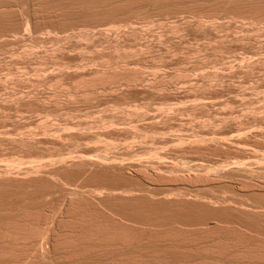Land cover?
<instances>
[{
	"label": "bare ground",
	"instance_id": "6f19581e",
	"mask_svg": "<svg viewBox=\"0 0 264 264\" xmlns=\"http://www.w3.org/2000/svg\"><path fill=\"white\" fill-rule=\"evenodd\" d=\"M15 1L16 3H18V5L16 3L15 4L17 5V7L19 6L17 8L19 10L23 8L22 6L20 8V5L22 3H26V5H28V3L29 4L33 3L31 6L28 5V7H30V8L27 7L28 10L26 9V6L22 4L25 7L23 8L25 10V13L26 11L28 12L29 9H30V12L27 15H25V13L22 15L23 17L24 16L26 17L24 18L20 17L21 20L22 19L23 20L22 22L20 21L21 23L19 22V25H17L19 29L12 28L13 31L15 30L14 33L17 32L20 34V32L24 31V34L26 36L31 35L30 31H32L33 29L29 30V28H31L30 27L31 25H29V22L31 21V18L33 16H34L33 18H35V15H40L37 12H40V13L44 12L43 14H48L46 12H49V13H54L55 14L54 16H58L57 14L60 12L65 13L66 11H68L69 13L71 11L70 13H76V12L80 13L81 10L84 11V9H87L88 13H90L91 11L95 12L93 11L94 9L96 11H100V9L104 8V10H106L107 7L112 8L113 6V9L115 8L117 10L118 8L116 7H121L120 12L122 14L126 13L125 10H127V8H128V12H129V8H131L130 14H128L127 12L126 14H128V16L126 15L125 16L134 18V16L136 15L134 19H139L137 18V14L135 15L132 14L133 16L131 15V11L132 10L135 11L134 8L137 9V7H140V8L145 7L146 9L147 6L155 7L158 3L168 2V1L170 2L169 5H171V2H174V1L175 2L179 1L180 3H178V5L179 4L183 5V3L185 2V6H188V4L186 3L197 4L198 2V3H203V5H206L207 3L209 4L214 3L215 7H211V9L219 6L217 8V9L221 8L220 9L221 12L219 13H221L222 15L223 14L222 10L226 13V14L224 13L222 17L223 16L225 17L227 15V19L228 17L234 18L235 21L237 19H240V20H243V22L247 21L248 24L250 23V25L245 26L243 24V26H245L246 28L240 26V28L238 27V30H236L235 32L232 31V34L231 33L227 34L229 33L231 29L230 30L227 29L228 32L224 33V31L226 32V30L223 31V29L227 28V25L229 23L226 24L227 22L226 23L224 22L226 26L224 25L223 21L219 24H216L215 19H216V16L220 18L219 13L218 15L216 14V16L214 13H213L214 16L211 15L212 12L210 13L207 8H209V10L211 9L210 7H207V6H206L207 8L205 9L207 10L206 11L207 13L202 14L201 12H199V8L197 7L195 8V12H192L191 11L192 8H190L191 4H189L190 7L188 6L189 8L188 7L187 8L190 10L189 12H192V13L188 12V15L186 16L191 17V18L179 17L178 15L179 20L176 19L177 22L175 21L172 25H169V26L166 23L167 25L166 27L168 28V30H166L167 29L166 27H165L166 29L165 28L164 29H165V33L166 31L168 32L166 33L168 35H165V33L162 31L163 34L159 33L161 36L158 34L159 35L158 39H156L157 37L154 38L155 42L158 41L160 37H161L160 40H162L163 35L167 36L165 42H170L171 40H174V39L178 40V42H176L177 40H174L176 43L174 42L173 45H172L173 42L171 41V43H169V46L165 47V49L163 47V50H164L163 52H165L166 54H164L163 52H161L162 50H160L161 55L164 54L165 57L166 55L168 57L167 53L173 56L175 53H178L180 50L181 51L178 53L179 55L180 53H185V51H187L184 55L183 54L180 55L181 57H183L182 60L184 59L183 60L184 62L185 61L184 56H187V55L189 56V54L190 53L192 54V52L194 53L192 54L193 58L197 57L195 56L197 55L196 53L198 54L201 53V55L203 54L204 57L201 55H198V56L204 58L202 59L204 63L201 61V58L198 57L201 62L199 61V59H197L198 62L195 63L197 60H195L196 58H194L193 60V62L195 61L194 64L193 63H191L192 65L189 64L190 67L192 66L191 67L192 71L190 70L191 74L192 72L197 73L198 70L197 71L195 70L198 68L201 69V66L203 64L207 65L208 60H206V63H205V58L209 59L210 67L213 68V66L211 65H215L214 66L215 68L217 67L216 64L218 65V64H221L222 62H225L224 60L226 56L230 58V56L232 55H233L232 58L235 61L234 62L235 65L237 62V65L234 66L233 68L237 70L236 71L237 73L242 71L245 74L246 72L247 74L248 73L251 74L253 69L254 70L264 69V42L260 41L261 37H263V39L261 40H264V28L260 27L262 25L264 26V0H65V1H62V0H30V2L32 3H30L29 1L27 3L25 0H0V19L3 18L5 20L6 18H8L9 14H11V12L12 13L13 11L15 13L17 12L15 11L16 7L14 6ZM19 1L20 2L25 1V2H22L19 5ZM176 4L177 3H175V5ZM180 6L178 8H180ZM13 7H15V10L13 9ZM173 7H174V3H173ZM193 7H195V5H193ZM203 7L205 8V6ZM77 8L78 9L84 8V9H81L80 11L75 10ZM123 8H126V9L124 10ZM140 8H138L139 11L141 10ZM158 8L161 11L159 5L156 10H158ZM187 8H186V13L188 11ZM23 9L21 10V12L18 10V12L22 14V11H24ZM113 9H109L110 11L109 12L107 11V13H111V14L113 12L116 13L117 10L115 11ZM180 9H178L179 14L185 11L183 10L181 12ZM196 9H198L197 12L199 13H196ZM73 10H75L76 12H73ZM201 10L204 11L203 8ZM164 11L165 10H163V12ZM134 13H140V12L135 11ZM141 13L140 15L139 14L138 15L141 16L142 15ZM145 13H147L149 17L148 10ZM61 14H59V17H61ZM150 14L152 15L153 13H150ZM184 14L185 13L180 14V16H183ZM112 15L113 16L115 15L114 18L115 17L118 18V16H121V14L118 15L117 13L112 14ZM125 16L122 15L121 18L119 17L120 20H122V22H119L118 21L119 18H118L116 20V24L112 23L113 25L111 24V26L109 24V27L107 30L110 31V29L114 28L115 32L118 31L117 33H115L113 29L111 30V32L112 31L114 32V35H113L114 38H110L112 39V42L109 44L106 43V42H109L108 39H109V35L111 34L108 35V39H106L107 36L106 37L104 36V40L106 39L107 41L103 40V46L107 44V47L105 46L104 51H103V48L101 47L102 52L100 53L95 51L96 54L98 53L97 55L94 54L93 51H92L93 53L88 52L89 55L93 54V56L90 55V57L88 54H87L88 57H86L87 55L85 51H89V49L93 50L91 49L92 46L90 45L88 47V50L84 51L83 49L84 48L87 49L86 48V46H88L86 45L87 43L92 44V38L95 39L94 34L97 33V36L99 34L102 35V32H104V29L101 31V29L98 28V30H100L101 33H99V31L96 30L97 32L91 34V32L94 30L93 28H95L96 26L93 27L92 30L91 29L87 30L86 28L85 31L87 32H85L84 30L81 32H76L75 28H73L72 26V28L76 32V35H75V32L73 33L75 36H77L76 38L75 37L74 38L75 39L78 38L79 40L81 39V41L84 42V44H82L83 42L81 43L82 45L79 44L81 41H78V39L74 40L73 37L70 38L71 36H73V35L70 36L71 33L65 36H62L64 38H61V37L58 38L60 35H58L59 31L57 30L58 31L56 34L57 36L53 35L51 36L52 38H50V36L47 37L48 40L51 41L50 45L54 43L53 47H51L50 45L47 46L46 44H44V41L47 40V38L46 39L42 38V36L39 35L40 34L39 32L37 33L39 36H35V37L28 36L27 40H24V39L18 40V37L24 38V36L22 35L17 36L16 34L12 32L10 28L7 29L8 28L7 25L9 27H12L7 23L8 20L7 21L5 20L6 22V24L4 25L5 27L2 26L3 20L2 22L0 20V22L2 23V24L0 23V31L2 32L4 30L6 31L11 30L10 33L12 32L15 35L14 36L11 33L13 37L12 38L10 37L9 39L8 37L12 36V35H9V32H6V31H4V33L2 32L4 36H6L5 35L6 33H8L9 35L8 37L7 36L4 37L0 32V55L2 56V54L4 55V53H6L5 56L3 57L6 58L10 56L15 61L16 60L21 61V65L25 64V66H22V67L24 68L26 67L27 69V70L25 69L23 70L21 67V69L24 72L22 70H20L19 72L18 65L20 64V62L18 61L14 62V64L18 66V67L15 66L14 68L13 63H12L13 61L11 59H10L11 61L8 60L10 57L8 59H5L6 63L4 64L3 62L5 61L0 60L1 61L0 62V66H1L0 76L2 77L3 74L6 72L5 76H3L2 78L0 77V264H116L117 262L119 264L120 262L122 263L125 262L124 264H128L130 262L129 264H132L131 260L133 263L136 261L135 264H138L139 262L140 263L143 262L144 264H149V263L152 264L153 263L152 261L155 262V260H156L155 262L156 264L158 263L160 264L168 263L169 264L171 261H173L174 264H178V263L179 264H189V262H191L190 260L194 259L195 257L194 253L195 252L197 253L198 250H201V251L198 252V255L196 254V257L202 255V253L200 252L203 251L204 256H200L197 258L202 257L204 260L205 258H209L210 260H212V262H210L211 264L213 263V261H214L213 264L219 263V261H221V258H222V261H221L222 264H264V227H263L264 226V203L262 201L260 202V200L256 201L255 199L248 200L249 198L251 199V197L256 198V195L254 194H257V195L259 193H260L259 195H261V193L264 194V153L262 154V152H264L263 151L264 146L262 147L263 150L260 152L262 148H260L259 144L261 143H259V140H258L259 138L260 139L262 137L264 138V132H262L263 134L260 133L262 135L261 137L258 136L259 135L258 131L263 130L264 127L262 128L260 126L258 128L257 126V128H254L255 127V124H254V126L252 125L253 127L251 128L249 126L251 130H248L246 125L241 124L245 126L247 129L239 125L241 126L240 128L238 124L242 122L241 121L242 117L240 118L241 119L240 120L241 122H240L239 119H236V117L233 114H231L233 110L231 113L229 112L228 115L222 116L224 118L220 117L221 119H219V121L217 117L218 115L216 116L217 117L216 119L214 117L215 121L217 120L219 123L216 122V124L215 123L213 124L212 121H214V119L212 120V118H209L210 114L207 115V110L211 108V106L214 104V101H211V102L206 101V100L204 101V99H206L205 98L206 94L202 95V97L204 96V99L200 97V95L203 94L202 92L203 89L207 91V88L211 87L209 89H212L214 86H216L214 87L216 89L218 83L221 85V82L219 81L221 80L226 81L224 79L227 76L224 77L223 73L214 72L213 70V72H209L207 74L204 73L205 75L201 74L203 76H201L199 73L201 77L199 75H198L200 77L199 79H198V76L196 77L197 79H195L194 77L193 79L196 80L195 82L193 81L190 82L189 80L184 81L183 78L186 77L187 79V75H190V73L187 74L186 73L187 71H185L186 68L188 67L187 66L188 64L186 65L187 67L183 66L182 63L180 62L182 61L181 58L178 59L180 57L178 55L179 57H177V59L180 60L178 62L181 64H179V67H178V64H177L178 62L175 61L173 63L175 65L172 66L173 70L177 66L178 70H174V71H177L176 73H173L174 71L171 74L168 72H167L168 74L166 72H161V70L163 69V66L160 68L159 67L160 64L158 63L157 67H159L161 70L158 71V69H156L157 67L154 66L156 70L153 71L154 69H152V67L150 69L149 67V69L152 71H149V69L148 71L153 73L154 77L153 78H151L152 76L149 77L151 79L145 78L146 76L144 74V70H141L142 69L141 67H143L141 65H144L145 63L142 64L141 62H144V61L147 62V59H149L148 57L149 56L151 57L153 54L160 55V52L158 49L159 44H157L158 45L157 47L158 50L156 49L157 51L155 50L153 51L152 50L153 48L151 49L153 52H156L152 54V52L150 51V45L152 43L150 41L151 38H149L145 34V36L147 37L146 39L148 40L149 38V40L148 41L144 40L145 37L143 36V33L141 31L144 28L141 29L140 27V29L138 28L139 30L136 29V26L134 27L135 25L134 19L133 20L130 18L126 19ZM163 16H166V15H163ZM114 18H112L110 22H115ZM123 18H125L126 20L124 21ZM144 18L142 19L144 20ZM146 18H145V21H148L149 18L151 19L149 20L152 21L153 17H149L148 19ZM39 19H42V18H39ZM81 20L84 21V19H81ZM143 20L141 21L142 25L147 23V22L144 23ZM131 22L132 23L134 22L133 23L134 25ZM70 23L68 24L69 26H70ZM153 24L150 23V27ZM163 24L165 25V23ZM79 25L81 24L79 23ZM1 26L4 27L2 28L3 30H1ZM69 26L66 29L69 28L70 30L71 26L70 27ZM230 26H228V28ZM49 27H48V30L46 27L47 33L49 32ZM56 28L58 29V27ZM76 28L78 29V26ZM230 28H232V30L236 29V27H234L235 29H233V27H230ZM17 29L19 31L21 29V31L18 32L16 31ZM146 29L148 30V27ZM151 29L153 30V28ZM155 29L156 27L154 28V30ZM53 30L54 29L51 30L52 33L53 32L55 33V31ZM187 30L189 31L188 33H191L192 32L191 30H194V31L201 30L198 32V34L202 32V30L204 31L202 34L200 33L199 35L196 33L197 31L195 32L196 34L193 31L192 34L189 36L188 34H186ZM26 31L28 34L25 33ZM89 31L90 33H88ZM209 31L213 32L212 35L209 34L210 33ZM221 31H223L224 35H222L223 33H221ZM157 32H161V31H159L158 29ZM107 33L109 32L107 31ZM148 34L150 33L148 32ZM194 34L196 35L194 38H197L198 36H200V38L198 37L197 40L200 41L199 39H202L201 41L204 42V39H205L206 43H204L203 45V42L202 43L200 42L202 44L200 46L198 42L199 44L198 46L197 42H193V44L195 43L197 47L191 44V46L193 45L192 46L193 49L192 48L190 49V45H189V49H188L189 51H188L186 49L187 44L188 42L192 43V41L190 40L193 38V37L191 38V36L192 35L194 36ZM68 35L70 37L67 38ZM184 36L185 37L189 36L190 39L188 37L186 41L185 40L186 38L183 39ZM202 36L203 38H201ZM154 37H155V34H154ZM70 39H71L70 41L71 43H73L74 41L76 42L78 41V43L74 42L73 44H71L68 41ZM72 40L74 41L72 42ZM99 40L97 41L101 43L102 42L101 39ZM23 41H27V42L29 41V42L28 43L25 42L23 43L25 45H23L21 44ZM183 41L184 43L185 42L187 43L182 44ZM48 42L45 41V43H48ZM162 42H164V39L162 40ZM252 42L254 44L255 43L258 44V45L255 44L256 46L254 45V49L256 48L258 50V51L254 50V54H255V51L256 53L257 52L260 53L259 58H257L258 56H256V58L254 57L253 59L251 58L252 57L251 56L250 57L251 59H249L247 57L245 58L244 57L245 55H244L241 57H237L239 60L235 58L236 60H238L236 61L234 59L235 53L233 54L232 52L237 50L236 47L239 46L237 44H240L239 48L241 50V49H244V48H241L242 45L243 47L245 45V48H247L246 44L248 45V43L251 44ZM98 43L96 44L93 42V44L97 46H94L93 44L92 45L94 46L95 50L98 47L97 50L101 51L99 47L100 45L102 46V44L99 43V46H98ZM229 43L231 44L229 45ZM20 44L23 47L21 49L20 48L18 49L20 51H17V49L16 50L13 49V46H15L14 48H18L19 47L18 45ZM26 44H28L27 45L28 48L26 47ZM232 44H234V47L236 49H233L234 47ZM44 45L46 46L44 47ZM83 45H85V47H82ZM180 45H185L186 48L184 46L182 48L180 47ZM41 46L42 48L43 47L44 48L42 49ZM153 46H155V44H153ZM38 48H41V51H37L39 50ZM47 48H51V49H47ZM76 48L77 50L78 48L82 49L81 50L82 52L79 50L74 51V49ZM182 49H184V52H182ZM71 50L73 51L70 52ZM67 51H69L72 54L75 52H78V53L81 52L82 54L79 53L78 55L80 56L82 55V56L78 57V59L80 58V60L76 59L75 61L74 56H73L74 60H72V58H70L72 55ZM146 52L147 53L149 52L148 53L149 56L147 55ZM226 52L227 53L229 52V54L232 53V55H229V54L226 55L227 54ZM65 53H67L68 56ZM83 53L86 56H83ZM144 53H146L145 55L148 57L146 58L145 56L146 59L144 58L145 60L142 61ZM224 53H225V56H224ZM64 54H65L66 59L69 57V54H70L71 56L69 57V60H72V61L66 60L64 58ZM191 54L189 57L187 56L186 58L190 59L192 57ZM159 55L157 56L159 57V59L154 58V61L155 59L157 60L155 61L156 63L155 65H157L158 60L160 62V60L163 61L162 59H166V58H162L164 56L160 55L161 56L160 57ZM3 57H0V58L2 59ZM25 57L28 58L26 59V61H29L30 59L38 60V63H37L38 65H36L37 67H35V65L34 66L32 65L37 61L31 64L30 62L31 60H30L29 61L30 63L24 62V64H22V61H23L22 58H25ZM150 59H153V58H150ZM7 60L11 62L12 64L9 62L7 63ZM52 61L55 64L51 63ZM73 61H75V64L72 63ZM154 61L151 60L149 62H153L154 64ZM189 61H192V60H189ZM48 62L50 63L51 66L54 64L52 67L56 70L58 69V72L56 70L55 72L54 69L50 68L49 66V68L52 69V73H51V70H49V68L46 66V65H49L47 64ZM147 63L145 64L146 66L147 65L150 66L152 64V63L151 64H147ZM226 63L227 65H229V69L233 67V64L231 66V61H229L230 64H228V62ZM29 64H31V67H28ZM184 64H186V61L184 62ZM166 65L167 64H165V66ZM190 67L187 68L188 72H190L189 71ZM194 68L196 69L193 70ZM4 69H6L5 72H4ZM14 69H16L17 71ZM44 69H47L50 72V74L46 75L48 74V71L46 73ZM208 69L207 71H209ZM29 70L33 73L29 74L31 73ZM145 70L147 71V69ZM26 71H29V72L26 73ZM202 71L203 70L201 69V72ZM17 72H19L20 75L17 74ZM21 72L24 74L26 73L25 78L18 77V75L24 76V74H22ZM155 72L156 73L158 72L157 73L158 76L154 75ZM228 73L230 74V72ZM27 74H29L28 75V77L30 76L29 78L28 77L26 78ZM33 74L36 75V78H35V75L31 77ZM174 76H176V79H175L176 81L178 80V78L183 80V81L182 80L179 81L180 83L189 81L190 86L188 85L189 86L188 88L186 87L187 83H185L184 87L182 86V89L186 88V91L185 89L182 91V89L173 85ZM262 76L264 77V75ZM10 77L11 79L13 78L14 79L10 80L9 79ZM2 79H4L5 82ZM8 80H10L9 81L10 86L8 84H7L8 86H6L5 84L7 83ZM176 81L174 83L175 85H176ZM27 83L30 84L33 88H31V86L29 85L31 89H28L29 87ZM231 83L233 82L231 81L230 84ZM23 85L27 89V91H24L26 89L22 90ZM40 86L41 87L48 86L49 89L46 87L44 88L48 90L53 89V91L52 93H50L51 91L49 92L48 90H46L47 93L48 92L50 93V95L48 94L47 96L45 95L46 92L43 91V89L41 88L42 90L41 92L42 94H41L39 93L41 90L36 89V88H40ZM224 86H225V83H224ZM20 87H22L21 90H19ZM50 87H52V89ZM6 88H7V92L5 91ZM9 88H11V90H8ZM219 89L220 88H217V90ZM224 89L227 90V88H224ZM2 90L5 91V93ZM138 90L139 91L142 90V92H146V91L153 92L152 94L153 95L155 94V97H154L155 100H157L156 96L157 97L161 96L163 99V96L161 95L162 93H164V98H165L166 97L165 93L166 92L169 93L170 91L172 93L171 95L172 97L173 95H175L173 94L174 92L177 93L175 95L176 97L177 96L182 97L183 95H185L186 92H189L190 98L192 97V99H194L195 102L192 103L191 102L192 100H190V102L193 104L192 105L191 103H189L188 99H187V102L182 101L186 104L188 103L187 104L188 108H187L184 103L179 104L182 106L180 107L178 106V104H176L177 102L171 99L172 101H171L170 107H173V108H170L168 107L170 105L169 101H166V102H169L168 104H166L165 102L163 103L161 98L160 99L158 98L159 100V102L157 101L158 103L153 100L154 103H157V105L161 104L162 105L161 107L151 102L153 98L151 97L152 96L151 94V96L149 95L151 100L149 97H148L149 99L147 98L148 100H150V102L146 103L147 99H145V103H146L145 104L143 101L139 102V100H136V98L135 99L133 98L134 101L133 99H131L133 94L131 93L132 96L130 97L131 95L130 92L137 91V95H138ZM192 90H193V95L191 96ZM178 91L180 92L182 91L181 93L183 95L181 96L178 95L179 94ZM195 91L197 92L199 91L202 93H200L199 95V93H196ZM104 92H105V95H107L108 97H110L108 93L111 94L112 96H114L115 94L117 99L119 97L120 100H117L119 103H115L116 105L113 103V105L116 106L115 110H119L117 108L121 107L120 103L122 102L123 103L125 102V105L122 103L123 104L122 106L125 107L126 102H128L127 99L129 97L131 100L130 99L128 100H130L131 103L132 102L134 103V104L132 103L133 106L135 105L137 101L139 102V106L142 104V102L144 104L143 106L141 105L142 106V109H141V106L140 107L134 106L135 108L134 107L131 108L132 105H130V103L129 104L127 103V106L125 107V109L120 108L122 110L119 112L117 111L116 113H115V110L113 111V113L111 112L113 109L112 108L113 106L111 103H109L111 105L110 106L111 111L106 110V109H109V105L104 104V108L105 106L106 108L103 109L102 108L103 106H102L101 110L103 109L106 112L103 113L104 112L103 111L102 112L103 114H102L101 112H99L101 111L100 109L99 111H97L98 110L97 107L100 104L99 105L97 104L98 105L97 106L95 103L99 102V100H96V99H99L100 96L104 94ZM128 92L130 95L128 94ZM194 92L196 93L195 96L198 94L197 98H202L201 101L198 99L200 102L197 101L196 97L194 96ZM217 92L219 93V91ZM257 92L259 93V91ZM263 92L264 91H262V93ZM126 94L129 95L127 98H126ZM209 94L211 96L212 93H209ZM254 94L256 95L257 93L254 92ZM96 96H98L99 98ZM112 96L110 97V100ZM120 96L123 97V99ZM141 96L145 98V95H141ZM206 96L208 100L209 96L208 95ZM237 97H235V99ZM92 98H95V103L94 101H92L93 100ZM116 98H115V101L114 99L111 101L117 102ZM144 98L142 99L144 100ZM77 99H79V101L81 99L83 103L84 102L89 103L90 102L89 99H92L91 103L93 102L95 106L97 107L95 108V106L91 105L93 109H95L94 111H91L92 108L88 106L91 103H89L86 105V107L88 106L91 110L88 107H87L88 109L82 108L80 104H83V103L78 102ZM121 99H122V102H121ZM105 100H109V98ZM110 100L106 102H111ZM245 100H247V98ZM261 100H260V103H261ZM101 101L99 103H101ZM230 101L228 99L225 102H227V105H228ZM74 102H77V105L81 106L83 115L81 113L80 114L77 113L78 108L80 106L77 108L76 103L73 104ZM138 102L136 103V105H138ZM256 102L258 103V101ZM221 103H219L218 105H220ZM252 103L254 102L249 103V105L247 104L245 108L249 107L250 105L252 106L256 104V103L254 104ZM71 104L76 106L77 108L76 113H75V109H73L74 107ZM117 104L119 107L117 106ZM150 104H154L152 105L153 107H155L154 112L152 111L153 108L152 110L149 109V107L151 108V106H149ZM163 104L164 105L166 104L165 108L163 107ZM172 104H174V106ZM189 104H190V107L188 106ZM223 104H221L220 106L223 107ZM68 105L69 107L72 106L71 109L74 110V113H73L74 115L70 113L71 109L69 107H66ZM83 105H84L83 107H85V103ZM128 105L131 106L130 107L131 110L130 109L128 110L129 108ZM262 105L264 106V104ZM50 106H52V108H50ZM217 106L215 107L217 108ZM251 106L249 107L250 108L249 111L247 110V108L245 111H248L249 112L248 114H251L252 113L251 111H253V114L256 115L254 113L255 109L252 110ZM64 107H66L67 109ZM136 107H138V109ZM60 108L61 110H59ZM62 108L66 110H69V109L70 110L63 114L62 112H64V110ZM229 108H230V105H229ZM261 108L264 109L261 106L260 110L258 111H261L260 113H263L264 115V112H262ZM205 109L206 111H204ZM257 109H256V113H258ZM83 110H85V113L87 112L86 110H89L90 112H95V111L99 112L100 114L98 113V115L101 116L102 114L103 117L101 116L99 118L97 113L96 114L92 113L94 118L97 115L96 117L97 119L95 118L91 120L90 118L92 114L89 113L88 111L87 113L91 114V116L87 120V117L89 114L85 115L83 113L84 112ZM199 110L204 111V113L206 112L205 114L203 113L202 114L207 115L209 119H206L204 122L202 121L203 119L201 120L202 122L201 121L196 122L198 123L197 124L198 126H197L194 120L196 117H198L201 114H197L196 117L194 115H196L195 111L200 112ZM238 110L239 109L237 108V111ZM107 111H110L111 113ZM245 111L243 112L245 113ZM182 112L185 114H181ZM40 113L42 115L41 118H40V115L39 117H37L38 114ZM108 113H110V115H108ZM219 113L221 115V112ZM260 113L257 114L260 117H257L256 115L255 122L252 121V119H254L255 117L253 114H251V116H254V117L253 118L251 117L252 119L250 120L252 122H248V120L245 117L243 119L244 121L246 120L245 124L251 125L253 124V122L257 124V121L261 123L260 118L264 120V116L262 115L263 116L262 117ZM75 114L78 116H75ZM105 114L108 116L104 117ZM178 114L180 116H178ZM183 115L184 117L186 115V118H185L186 121L184 120L185 121L184 123L187 122L188 124V125L186 124L187 126L184 123H181L178 125L181 128H176L178 126L175 127L171 125L173 122L175 123L176 121L175 117L178 116L177 119L178 121H180L179 118L183 117ZM191 115H193L194 117ZM232 115L237 120L236 121L237 123L240 122L238 124L234 123L236 124V126L232 127V129H235V131L238 132V129L236 128H240L239 132L237 134L233 132L234 134H232L231 132L233 130L230 128L231 129V131L229 130L230 132L227 130H226L227 132L224 131L225 134L231 133L229 136L227 135L224 136L223 135L224 133L222 134L220 133L221 134L220 135L218 132L220 131L221 128H222L221 132H223V129L229 126L227 125L228 122H230V124L235 122L233 121L235 119H233V117H230ZM228 117H230V121ZM188 118L190 119V121H188L189 120ZM231 118L233 120H231ZM257 118H259V120H257ZM172 119H174L175 121L171 122ZM197 120L199 119L197 118ZM209 120H211V122ZM189 122L195 123L194 125L198 127L197 129L196 126H195L196 128L193 126L195 130L196 129L199 130L200 128V129H203V131L202 130H199L200 132H197V130L193 131L191 127L190 129L192 131L191 132L188 131L189 128L187 127H189L190 125H193V124L189 125ZM183 124L186 127V129L184 128L185 130L182 128ZM208 127H210V132L214 130L217 131L219 128L220 129L219 131H217V133L213 132L209 134V132H206L207 131L206 129ZM213 127L215 128L212 130ZM216 127L218 128L216 129ZM252 128H254V130ZM242 129H244V131ZM255 129H257V131ZM241 130L242 132L240 133ZM245 130L247 131V133L245 132ZM243 132L245 134H243ZM246 134L249 135L250 137L252 136L251 138H253V140L257 139L259 149H260V150L258 149L259 152L258 150L255 151L254 148L248 149V147L250 146L253 147V145L250 144V141H249L250 145L247 148L246 146H244L245 142L247 141V140L245 141L246 137H249V136H244ZM257 136L259 138H254ZM243 137L245 138L242 139ZM222 145L223 147L226 145L224 147V151L229 150V152H231V150L233 151L236 148L239 149V153H237L238 150H234L233 153H235V151H236L235 155L236 154L239 155L241 153L242 158H241V155L239 156L242 160L245 155L246 158L245 157L244 158L246 159V162H241V161L239 162L240 158L238 159V156H237L238 161L237 162L232 161V163L230 164V161H231L230 156H228L229 159L225 156L226 157L225 162L222 161V163H220L221 162L220 160V162L217 161L216 163L215 161H213L214 162L213 164L215 165H213L212 162H211L212 164L211 165V164H208L207 161H206L207 164H203L204 162L200 163V161L197 162L196 160H194L195 158L192 159L190 157L191 155L187 156L188 152H192L189 154H192L194 157L195 151H200V152H203V154L199 152L200 154H202L200 155V157L202 156L201 158H203L204 153H207L206 151L204 152L203 150L208 149L207 150L209 151L208 153L212 151L210 154H208L209 156L213 153V151L217 152L215 150L217 149L216 147L218 146L222 147ZM227 146H229V148L233 147L234 149L233 148L231 150L227 149L228 148ZM223 147H222V150H223ZM209 148L212 150H210ZM220 148L218 147V149ZM167 149L172 150L173 152L175 151L180 152V155L179 153L176 154V152H175V155H178V157L180 156L181 159L178 158L177 156L174 157L173 156L174 153L172 151L171 152L167 151ZM137 150H139L140 155L139 153L136 152ZM252 150L256 154L254 156L257 157L259 160H261L263 163L257 164L258 162L256 158L255 159L256 164H255V161L253 162L251 161L254 159H251L250 156H246V154L248 155V153L252 152ZM164 151L170 152L168 157H170V154L172 153L171 156H173L174 158L170 157V159L168 160L167 158H164L168 154V153L166 154ZM163 152L165 156L162 154ZM183 152L187 153V155L185 154L186 157L183 156L184 155ZM258 153H261L262 157L260 156V154L258 156L257 155ZM181 154L183 157L181 156ZM195 154L197 156L199 155L197 154V152ZM235 155L233 154L231 156L232 160L233 158L236 159ZM187 157L188 159L186 161L185 158ZM189 157L191 158V160H189ZM172 158L175 159V161ZM182 158L185 159V161H183ZM247 158L248 160L251 159L250 162L247 161ZM177 159L178 160L180 159L181 161H176ZM196 159H198V157ZM212 159L214 160L215 157ZM227 159L230 161H228ZM195 161L197 163H195ZM191 162L192 164L189 165ZM218 162L220 163V165H217L219 164ZM223 163L226 165H223ZM253 163L255 164L254 165L255 167L251 166ZM90 176H92V178L94 177L93 179H95L96 177V180L98 178L99 181L98 180L93 181V179H89ZM99 177L102 180H100ZM124 178L126 180L125 182L127 183L125 182L123 183L122 180ZM128 178H129V182L131 181V185L134 180L133 186H130L128 184V181H127ZM130 178H133V179H130ZM140 179L142 180L141 182L142 186H141V183H139ZM146 179L154 181L155 185L157 184L155 182H158L162 190H160L161 188L159 189L158 186L157 187L155 186L156 187L155 188V187H152L151 185L150 187L149 185H145L143 180H146ZM177 179H178V182H180L179 179H182L183 181H185L184 183H186L187 180L195 181V182L197 181V183H200L199 180L200 181L205 180L207 182L212 181V183L214 181L215 182L217 181L218 183L220 181L221 182L230 181L229 184H231V182L233 181L232 183L238 186L237 188L239 189L242 197L240 195L239 197H237L238 195L236 194L237 195L236 198H239L240 200L235 199V198L234 200V199H231L233 198V196L231 198L230 197L225 198V196L222 197L223 195L220 196L221 194L220 193L219 194L220 198L219 197L216 198L215 196L208 197L206 194V196L208 197L207 198L204 193H203L204 195L202 194L203 196H200L201 194L198 195L200 192L198 190L199 193L197 192L198 193L197 194L196 193L197 190L195 189V191H193L195 195L192 193L194 195V197L192 198L193 195L190 196L191 194L185 191L188 188H185V190L184 189L182 190L183 186L181 185L182 187L180 186L179 189L178 187H176L177 190L175 189L174 184L176 182L174 181ZM118 180L121 182L119 183ZM168 180L169 181L174 180L172 181L174 182L173 186H171V182H169ZM151 181H146V182L150 183ZM165 181L170 184L169 186L170 188L174 187V189L171 188V190H168V189L166 190L168 186L163 189V187L168 184ZM178 182L176 183L177 186H178ZM137 183L139 184L138 186L135 185ZM164 183L166 184L164 185ZM193 183L194 182H190L189 184H193ZM231 186L233 188V185ZM208 187H206V189ZM212 188H215V187H212ZM191 191L192 189L189 192ZM245 192L247 193V195L253 194L255 197L253 195H251V197H247ZM212 194L215 195L216 193H214L213 191ZM243 194H245L246 196H244ZM187 196L190 198H188ZM240 197L243 199L241 200ZM245 197L248 199L244 200ZM189 205L190 206L192 205V207H189ZM194 206L196 208L198 206L201 208H204L205 210H207L206 212L209 211L208 216L212 215V213H215L218 217L219 213L222 211H223L222 213L228 212L227 215L233 212L234 213V214L232 213L233 217L231 215L232 218L231 217L230 218L233 219L235 215V219H233V221L231 219L229 220H231L232 222L235 221V223H232L231 221L229 222L228 220L227 222L225 221L223 222V220L221 221L219 218L216 217L215 214L213 215L216 217V219H214L213 217L214 220H212V222H206V221L197 222L198 219L194 220V218H192L194 220L193 222H191L192 219L191 221H188L190 218V217L187 218L189 213L187 214L183 211L185 213V216H184V214L181 213L182 211H180L179 209L184 208L186 210V207H187V210H191L193 209ZM188 207L191 209H188ZM176 208H179V209H176ZM201 208H197V209L199 210ZM207 208H210V210ZM218 210H220V212ZM201 212L202 210L200 211V213ZM225 213L224 215H226ZM227 215L226 217L228 218ZM236 216L237 218H240L243 223H240L241 221L237 222ZM191 217L193 216L191 215ZM202 219L201 221H203ZM190 251L192 252L190 253ZM142 257L143 258L148 257L152 259H148V261H145L144 260L145 258L140 259ZM202 258L197 259L198 260L197 262L199 263L200 262L199 260H202ZM144 261L147 263H145ZM193 261L195 262V260ZM202 262L203 261H201L200 264H207L208 259H206V261H204L203 263ZM170 264H172V262Z\"/></svg>",
	"mask_w": 264,
	"mask_h": 264
},
{
	"label": "rangeland",
	"instance_id": "374dc122",
	"mask_svg": "<svg viewBox=\"0 0 264 264\" xmlns=\"http://www.w3.org/2000/svg\"><path fill=\"white\" fill-rule=\"evenodd\" d=\"M25 1H26L27 3H28V1L30 2V0H25ZM25 1H21V2L19 1V5H20V3L25 2ZM62 1H65V0H62ZM17 2H18V1H17ZM168 2H169V1H168ZM168 2H161V3H163V4L158 3L155 7H154V6H147L146 9H145V7H142V8L137 7V9L134 8V7H132V8H134L135 11H138V12H140V13L142 12V13H141L142 15L139 16L140 13H134L135 11H133V10H132L133 12L131 11V15H132V14H133V15L137 14V18H139V19H134V18L136 17V15L134 16V18H133V17H126V16H128V14H130V10H131V8H129V12H128V8H127V10H125L126 8H123V9L126 11V13L128 12V14H126V13H125V14H122V13L120 12V8H121V7H116V6H114V7L118 8V10L115 9V8L113 9V6H112V8H108V7H107L108 10H107V9L104 10V8H103V9L98 8V9H100V11H96L95 9H94V10L92 9V10L95 11V12H92V11L90 10V11H91L90 13H88L87 9L81 8V9H84V11H86V12H84V11H82L80 8H79V9L77 8V9H75V10H79V11L81 10L82 12L80 11V13H79V12H76L75 10H73V12H76V13H70L71 11L68 13V11H66L67 14H66V12H65V13L60 12V13L57 14L58 16H54V15H55L54 13H49V12H46V13H48L49 15H48V14H43L44 12H43V13L37 12V13H39L40 15H35V14H34V15H35V18H33V17H34L33 15H32L33 17L31 16L32 18H31V21L29 22V25H31V26H30L31 28H29V30H31V29H33V30L30 31V32H31V35H28V36H29V37H35V36H39V35H40V36H42V38L46 39V38L49 37V36H50V38H52L51 36H53V35H54V36H57L56 34H57V32L59 31V32H58V35H60V36H59L58 38H60V37H61V38H64V37H62V36H65V35L70 34V33H71L70 36H71V35H73V36L70 37V36L68 35L67 38H68V37H70V38H72V37L74 38V37H75V38H76V37H77V36H75V35H76V32H81V31H83V30L85 31L86 28H87V30H88V29H89V30H90V29L92 30V28L96 26L95 28H93L94 30L91 32V34L97 32V31H99V33H101L100 30H98V28L101 29V31L104 29V32H105V33L102 32V35L98 33L100 36H99V35L97 36V33H96V34H94L95 37L93 36L95 39L92 38V44H93V42L97 44V43L100 41L99 39H101L102 42H101V43L99 42L100 44H102V46L100 45V47H99V49H101V51H100V50H97L98 47H97L96 50L94 49V46H97V45H94V44H93V45H94V46H93L92 44H88V43H87V44L85 43L86 45H88V46H86L87 49H85V48L83 49L84 51H85V50H88V47L91 45L92 48H91V47H90V48L93 49V50H90V49H89V51H85V52H86V55L88 54V52H89V53H90V52H91V53L94 52V54H96L95 51L100 53V52H102V48H103V51H104L105 46L107 47V44H109V43L112 42V39H110V38H114V37H113L114 32H115V31H114V28H112L113 31H114V32L112 31L113 33L111 32L112 29H110V31L107 30L108 27H109V24H110V26H111L112 23H113V24H116V20H117L119 17L121 18L122 15H123V16L126 15V16H125L126 19H129V18L132 19V20L134 19L135 25L133 24L134 22H133V23L131 22V23L134 25V27L136 26V29H138V28L140 29V27H141V29L144 28L143 30H141L142 33H143V36L145 37L144 40H147V39H146L147 37L145 36V34H146L149 38H151L150 41H151L152 43H151V45H150V51L152 52V54H153V53H156V52H153V51H154V50L157 51L158 49H159V52H160V50H162L161 52H163V51H164V50H163V47H164V49H165V47L169 46V43H171V41L173 42V43H172V45H173L174 42H175L174 40H177V39H174V40H171V41L169 40L170 42H165L166 37H167V36H165V35H168V34H166V33H168L167 31H166V33H165V29L167 28V27H166L167 25H168V26H169V25H172L175 21L177 22V20H179V19H178V15H179V17L191 18V17H187V16H186V15H188V12L190 11V10L188 9L190 6H191L190 8H192V9H191L192 12H195V8L197 7V8H199V12H201L202 14H203V13H207V12H206L207 10H205L207 7H210V9H211V7H215V6H214V3H211V4H209V3H207V4L204 3V4H206V5H203V3H198V2H197V4L192 3L193 5H195V7H193V5H192L191 3H186V4H188V6H189V4H191V5L188 7V6H185V2L183 3L184 6H183L182 4H179V5H178V3H180L179 1H178V2H175V1H174V2H171V5H169L170 2H169V3H168ZM15 3H16V1L14 2V6L16 7V10H15V7H13V9H14L15 11L18 12L19 9H17V8H18L19 6L17 7L18 3H16L17 5H16ZM30 3H32V2H30ZM173 3H174V7H175L176 9L173 7ZM175 3H177V4L175 5ZM22 4H24V6H26V9H27L28 5L31 6L33 3H32V4H29V3H28V5H26V3H22ZM22 4L20 5V8H21V6H22L23 8H25ZM34 4H35V3H34ZM160 4H161V5H160ZM198 4H199V5H198ZM158 5H159L161 11L159 10V8H158V10H156L157 7H158ZM177 5H178V6H177ZM180 5H181V6H180ZM196 5H197V6H196ZM201 5H202V7H201ZM34 6H35V5H34ZM179 6H180V8H182V9L178 8ZM182 6H183V7H182ZM198 6H200L201 8L198 7ZM203 6H205V8H204ZM206 6H207V7H206ZM151 7H152V8H151ZM161 7H162V8H161ZM184 7H185V8H184ZM187 7H188V8H187ZM218 7H219V6H218ZM218 7H216V8H212L211 10H209V8H207V9H208V11H209L210 13L212 12L211 15L214 16V14H215V16H216V14L218 15V13L221 12V10H220L221 8H220V9H217ZM23 8H22V9H23ZM28 8H30V7H28ZM105 8H106V7H105ZM138 8H140L141 10L139 11ZM153 8H154V9H153ZM186 8H187V10H188L187 13H186ZM202 8L204 9V11L201 10ZM22 9H20L19 11L21 12ZM109 9H113V10H115V11L117 10L116 13H117L118 15L121 14V16H118V15H117L118 18H117V17L114 18L115 15L113 16L112 14H116V13H114V12H113L112 14H111V13H107V11H108V12L110 11ZM142 9H143V10H142ZM178 9H180L181 12H182L183 10H185V11H183V13H185V14H184L185 16H184V15H183V16H180V14H183V13H180V14H179V10H178ZM215 9H217V10H215ZM23 10H24V9H23ZM27 10H28V9H27ZM102 10H103L104 12H103ZM121 10H122V9H121ZM147 10H148V13H149V17H153V18H152V21H153V22L150 21L151 19L148 17L147 13H145V12H147ZM163 10H165V11L163 12ZM177 10H178V11H177ZM218 10H219V11H218ZM150 11H152V12H150ZM166 11H167V12H166ZM173 11H174V12H173ZM197 11H198V9H196V13H199V12H197ZM217 11H218V12H217ZM17 12L15 13V12L13 11V13L11 12L12 15L9 14L8 18L5 17V18H6L5 20H6V21L8 20L7 23H8L10 26H12V27H9V26L7 25L8 28H7V27H6V28H7V29L10 28V29L12 30L13 33H14L15 30L13 31L12 28H14V29L18 28L17 25H19V22H20V21L22 22L23 19L21 20V18L23 17L22 15L25 13V10L22 11V14H20V12H18V13H17ZM29 12H30V9H29L28 12L26 11L25 15L29 14ZM83 12H84V13H83ZM111 12H112V10H111ZM118 12H120V13H118ZM122 12H124V11H122ZM159 12H160V14H159ZM172 12H173V13H172ZM176 12H178V13H176ZM192 12H189V13H192ZM222 12H223L222 15H224L225 12H224L223 10H222ZM61 13H62V14H61ZM150 13H153V14L151 15ZM161 13H162V14H161ZM201 13H200V14H201ZM213 13H214V14H213ZM41 14H42V15H41ZM51 14H53V15H51ZM59 14H61V17H59ZM108 14H109V15H108ZM138 14H139V15H138ZM143 14H144V15H143ZM176 14H177V15H176ZM219 14H220L219 16H220V18H221L222 15H221V13H219ZM225 14H226V13H225ZM10 15H11V16H10ZM43 15H44V16H43ZM63 15H64V16H63ZM66 15H67V16H66ZM69 15H70L71 17H70ZM76 15H77V16H76ZM106 15H107V17H106ZM131 15H129V16H131ZM133 15H132V16H133ZM150 15H151V16H150ZM163 15H166V16H163ZM189 15H191V14H189ZM38 16H40V17H38ZM41 16H43V17H41ZM62 16H63V17H62ZM112 16H113V17H112ZM138 16H139V17H138ZM145 16H146L147 18H146ZM171 16H172V17H171ZM20 17H21V18H20ZM24 17H26V16H24ZM24 17H23V18H24ZM64 17H65V18H64ZM67 17H68V18H67ZM72 17H73V19H72ZM76 17H77V18H76ZM105 17H106V18H105ZM140 17H141V18H140ZM144 17H145L146 19L149 18L150 20L148 19V21H145V18H144ZM162 17H163V19H162ZM175 17H176V18H175ZM39 18H42V19H39ZM45 18H46V19H45ZM53 18H54V19H53ZM112 18L115 19V22H110V21L112 20ZM120 18L118 19V21H119V22H122V20H120ZM142 18H144V20H143ZM155 18H156V19H155ZM165 18H166V19H165ZM220 18H219L218 16H216V19H215L216 24H219V23H221L222 21H223V23H224V22H225V23L227 22L226 24L229 23V24L227 25V28L223 29V31L226 30V32L224 31V33H227V32H228L227 29H229V30L231 29V30L229 31V33H227V34H230V33L232 34V31L235 32L236 30H238V27L240 28V26L245 27V26L250 25V23L248 24L247 21H246V22H247V23H246V22H243V20H240V19H237L236 21H235L234 18H230V17H228V19H227V15H226L225 17L223 16L221 19H220ZM48 19H50V20H48ZM51 19H52V20H51ZM69 19H70V20L72 19V20H74V21H72V20L70 21ZM81 19H84V21L81 20ZM114 19H113V20H114ZM123 19H124V21L126 20L125 18H123ZM154 19H155V20H154ZM160 19H161V20H160ZM176 19H177V20H176ZM0 20H1V22H2V20H3V22H2L3 25H2V26H4V25L6 24L5 20H4L3 18L0 19ZM39 20H40V21H39ZM68 20H69V21H68ZM75 20H76V21H75ZM142 20H143L144 23L147 22V23H145V24H147V25H145V24L142 25V24H141V23H142V22H141ZM166 20H167V21H166ZM171 20H172V21H171ZM217 20H218V21H217ZM230 20H231L232 23L230 22ZM9 21H10V22H9ZM38 21H39V22H38ZM43 21L45 22V24H44ZM60 21H61L62 23H61ZM79 21H80V22H79ZM85 21H86V22H85ZM88 21H90V22H88ZM93 21H94V22H93ZM130 21H131V20H130ZM138 21H139V22H138ZM149 21H150L151 24L154 23L153 25H151V27H150V23H149ZM165 21H166V22H165ZM239 21H240L241 23H240ZM244 21H245V20H244ZM1 22H0V23H1ZM4 22H5V23H4ZM21 22H20V23H21ZM42 22H43V23H42ZM50 22H51V23H50ZM55 22H56V24H55ZM70 22H72V23H70ZM75 22H76V23H75ZM83 22H84V23H83ZM119 22H117V23H119ZM157 22H158V23H157ZM238 22H239V23H238ZM2 23H1V24H2ZM35 23H37V24H35ZM49 23H50V24H49ZM57 23H58V24H57ZM69 23H70V26H71V27L68 25ZM79 23H80L81 25H79ZM92 23H93V25H92ZM138 23H139V24H138ZM160 23H161V24H160ZM163 23H165V25H164ZM166 23H167V25H166ZM223 23H222V24H223ZM225 23H224V25L226 26ZM245 23H246V24H245ZM38 24H39L40 26H39ZM43 24H44V25H43ZM46 24H47V25H46ZM52 24H53V25H52ZM74 24H75V25H74ZM76 24H77V25H76ZM97 24H99L100 26L97 25ZM105 24H107V25H105ZM113 24H112V25H113ZM162 24H163V26H162ZM243 24H244L245 26H243ZM32 25H34V26H32ZM41 25H42V27H41ZM67 25L71 28L70 30H69V28L66 29V28L68 27ZM86 25H87V26H86ZM89 25H91V26H89ZM155 25H156V26H155ZM230 25H231V26H230ZM2 26H1V30H3L2 28L5 27V26H4V27H2ZM15 26H16V27H15ZM49 26H50L51 28H50ZM54 26L58 27V29H57L56 27H54ZM72 26H73V28H75L76 32L74 31V29L72 28ZM75 26H76V27L78 26V29H77ZM137 26H138V27H137ZM146 26L148 27V30L146 29V28H147ZM228 26L233 27V29H235L234 27H236V29H235V30H232V28H230V27L228 28ZM251 26H252V25H251ZM251 26H250V27H251ZM19 27H21V26H19ZM34 27H35V28H34ZM46 27H47V30H48V27H49V32H50L52 29H54L53 31H55V33L53 32V33H54V34H53L52 31H51L50 33H49V32L47 33ZM53 27H54V28H53ZM59 27H60V28H59ZM81 27H82V28H81ZM155 27H156V29L154 30ZM158 27H159V28H158ZM160 27H162V28H160ZM165 27H166V28H165ZM260 27H261V28H264L263 25L260 26ZM6 28H5V29H6ZM83 28H84V29H83ZM151 28H153V30H152ZM164 28H165V29H164ZM245 28H246V27H245ZM18 29H19V28H18ZM18 29H17L16 31L20 32L21 29H20V31H19ZM55 29H56V30H55ZM59 29H60V30H59ZM80 29H81V30H80ZM139 29H138V30H139ZM150 29H151L152 31H151ZM158 29H159V31H161V32H157ZM163 29H164V30H163ZM11 30H8V31L4 30V31L9 32V35H12L13 33H12V32H11L12 34L10 33ZM39 30H41V31H39ZM45 30H46V31H45ZM57 30H58V31H57ZM67 30H68V31H67ZM96 30H97V31H96ZM149 30H150V31H149ZM166 30H168V28H167ZM4 31H2V32L4 33ZM22 31H23V30H22ZM34 31H35V32H34ZM66 31H67V32H66ZM70 31H72V32H70ZM107 31H108L109 33H107ZM141 31H140V32H141ZM162 31L165 33V35H163L165 38L162 36V38L164 39V42H162L163 39L160 40L161 37H160V39H159L160 41L158 40V41L155 42V41H154V40H155L154 38L157 37L156 39H158V37H159V35H160L159 33L163 34ZM191 31L193 32L194 30H191ZM191 31H190V32H191ZM196 31H197V30H195L194 33H195ZM199 31H201V30H199ZM199 31H197L196 33L198 34ZM203 31H204V30H202V32H200V33L202 34ZM223 31H221V33H223ZM0 32H1V31H0ZM2 32H1V34L3 35ZM6 32H5V33H6ZM30 32H29V34H30ZM38 32L40 33L39 35L37 34ZM68 32H69V33H68ZM73 32H75V35H74ZM85 32H87V31H85ZM117 32H118V31H117ZM117 32H115V33H117ZM146 32H147V33H146ZM148 32H149L150 34H148ZM188 32H189V31L187 30V31H186V34H188V35L190 36V35L192 34V32H191V33H188ZM209 32H210L209 34L212 35L213 32H211V31H209ZM234 32H233V33H234ZM25 33H27V31H26ZM34 33H35V34H34ZM72 33H73V34H72ZM88 33H90V31H89ZM153 33L155 34V37H154V34H153ZM196 33H195V34H196ZM200 33H199V34H200ZM221 33H220V35H221ZM224 33H223L222 35H224ZM14 34H16L17 36H21V35L24 36V38H23V37H18V40H21V39L27 40V39H28V38H27L28 36H26V35L24 34V31H23V32H20V34L17 33V32L14 33ZM14 34H13V35H14ZM18 34H19V35H18ZM27 34H28V33H27ZM43 34H44L46 37H45ZM51 34H52V35H51ZM109 34H111V35H109ZM156 34H157V35H156ZM158 34H159V35H158ZM195 34H194V36L192 35L191 38H192V37L194 38V37L196 36ZM199 34H198V35H199ZM217 34H218V32H217ZM5 35H6L7 37L9 36L8 33H6ZM13 35H12V36H9L8 38H9V39H10V37L12 38ZM108 35H109V39H108ZM115 35H116V34H115ZM150 35H151V36H150ZM210 35H209V36H210ZM3 36H4V35H3ZM6 36H4V37H6ZM14 36H15V35H14ZM25 36H26V37H25ZM91 36H92V35H91ZM96 36H97V37H96ZM104 36H105V37L107 36L106 39H108V41H109V42H106V43H107L106 45L104 44L105 46H103ZM111 36H112V37H111ZM160 36H161V35H160ZM189 36H188V37H189ZM262 36H263V35H262ZM98 37H99V38H98ZM102 37H103V39H102ZM188 37H187V36H186V37L184 36L183 39L186 38L185 40L187 41V38H188ZM198 37L200 38V36H198ZM198 37H197V38H198ZM15 38H17V37H15ZM19 38H20V39H19ZM36 38H38V37H36ZM40 38H41V37H40ZM42 38H41V39H42ZM53 38H54V37H53ZM75 38H74V40H77V39H78V38H77V39H75ZM96 38H97V39H96ZM149 38H148V40H149ZM193 38H192V39H193ZM197 38H194V39L197 40ZM201 38H203V36H202ZM106 39H105V40H106ZM183 39H182V40H183ZM189 39H190V37H189ZM192 39L190 40V41H192V43H191V42H188V44H187V48L185 47V45H180V47L183 48V46H184L187 50L189 49V45H190V49L192 48L193 45H194L195 47H197V46L195 45V43L193 44V42H197V45H198V46H199V44H200V46L202 45V44H201V43L203 42V41H201L202 39H199L200 41H198V40L196 41V40H194V39L192 40ZM261 39H263V37H261ZM261 39H260V41H263V42H264V40H261ZM47 40H48V38H47ZM47 40H45V41H46V42L50 41V40H48V41H47ZM74 40H72V42H73ZM97 40H99V41H97ZM105 40H104V41H105ZM110 40H111V41H110ZM148 40H147V41H148ZM152 40H153V41H152ZM185 40H184V41H185ZM45 41H44V44H46L47 46H49L50 43H51V41L48 42V43H45ZM66 41H67V40H66ZM68 41H69V43H71V42H70L71 39L68 40ZM78 41H81V39H80V40L78 39ZM78 41H77V42L74 41V42H75V43H78ZM95 41H96V42H95ZM106 41H107V40H106ZM150 41H149V42H150ZM184 41H183V43H182V42H181V43H182V44L187 43V42L184 43ZM188 41H189V40H188ZM205 41H206V40L204 39L203 45H204V43H206ZM25 42L28 43L29 41H28V42H27V41H23L21 44H23V43H25ZM74 42H73V43H74ZM82 42H83V41H81L79 44H80V45L84 44V42H83V43H82ZM87 42H89V41H87ZM149 42H148V43H149ZM154 42H155V43H154ZM176 42H178V40H177ZM176 42H175V43H176ZM198 42H199V44H198ZM200 42H201V43H200ZM73 43H71V44H73ZM81 43H82V44H81ZM99 43H98V46H99ZM104 43H105V42H104ZM165 43H166V44H165ZM189 43H190V44H189ZM231 43H232V42H231ZM231 43H229V45H230ZM233 43H234V42H233ZM21 44L18 45L19 47L17 46L18 48H14L15 46H13V49H15V50L17 49V51H20V50H18V49H19V48H20V49L23 48V47L21 46ZM53 44H54V43H53ZM53 44L50 45V46L53 47ZM153 44H155V46H153ZM157 44H159V47H158ZM191 44H193V45L191 46ZM234 44H235V43H234ZM234 44H232L233 47H234ZM236 44H237V43H236ZM255 44H256V43H255ZM255 44H254L253 42H252L251 44L248 43V45L246 44V47H247V48H245V45H244V47H243V45H242L241 48H244V49H241V50H240V48H239V47H240V44H237V45H239L238 47H236L237 50L232 52L233 54L235 53V54H234V55H235L234 59L237 58V57L244 56V55H245V56H244L245 58L247 57V58H249V59H251V58L254 59V57L256 58V56H258L257 58H259V54H260V53H258V52L256 53V51H255V54H254V50H257L256 48L254 49V45H255ZM23 45H25V44H23ZM27 45H28V44H26V47L28 48ZM42 45H43V44H42ZM46 45H44V47H45ZM165 45H166V46H165ZM172 45H170V46H172ZM237 45H236V46H237ZM256 45H258V44H256ZM256 45H255V46H256ZM151 46H153V47H151ZM9 47H10V46H9ZM24 47H25V46H24ZM44 47H43V48H44ZM82 47H85V45H83ZM101 47H102V48H101ZM157 47H158V49H157ZM195 47H194V48H195ZM229 47H231V46H229ZM233 47H231V48H233ZM41 48H42V46H41ZM41 48H38L39 50H37V49H36V50H37V51H41ZM43 48H42V49H43ZM95 48H96V47H95ZM152 48H153V49H152ZM185 48H184V49H185ZM199 48H200V47H199ZM236 48L234 47L233 49H236ZM251 48H253V49H251ZM45 49H46V48H45ZM47 49H51V48H47ZM151 49H152L153 51H152ZM156 49H157V50H156ZM184 49H182V52H184ZM192 49H193V48H192ZM75 50H77V48L74 49V51H75ZM78 50L81 51L82 49H79V48H78ZM78 50H77V51H78ZM243 50H244V51H243ZM72 51H73V50H71L70 52H72ZM92 51H93V52H92ZM180 51H181V50H180ZM180 51H179V52H180ZM188 51H189V50H188ZM252 51H253V52H252ZM257 51H258V50H257ZM67 52H69V51H67ZM70 52H69V53H70ZM81 52H82V51H81ZM81 52H79V53H81ZM85 52H84V53H85ZM151 52H150V54H151ZM161 52H160V55H161ZM179 52H178V53H179ZM186 52H187V51H185V53H186ZM240 52H241V53H240ZM79 53H78V52H75V53H73V54L70 53L72 56L69 54V57L71 56L70 58H72V60L75 59V61H76V59H78V57H81V56H82V55H81V56L78 55ZM84 53H83V56H86ZM146 53H147V52H146ZM146 53H144L143 59H142V57H141L142 61L145 60V59L149 56V54H148L149 52L147 53L148 56L145 55ZM163 53L166 54L165 52H163ZM178 53H175L177 56H176L175 54H174L175 56H174V55L171 56L169 53H167V54H168V57H167V55H166V57H165L164 54L161 55V56H164V57H162V58H166V59H162L163 61L160 60V62H159V60H158L157 65H155V64H156L155 61H157L156 59H159V57H157L159 54H158V53H157L158 55H154V54H153V55H152L153 57H152V56H151V57L149 56V57H148L149 59H147V62H149V61H151V60L154 61V58H156L155 61H154V64H153V62H149V63H147L146 61L141 62V63H142V64H144V63H145V64H146V63H147V64H151V63H152L153 65L151 64L150 66H149V65L146 66L145 64H144V65L139 64V65L143 66V67H141V68H142L141 70H144V74H145V76H146V77H145V76H144V77L147 78V79H148L149 77H151V76H152L151 78L154 77V76H153V73L149 72V71H152V70H150L151 67H152V69H154L153 71H155L156 69H158V71H160V70H161L160 68L163 66V69L161 70V72H166V73L168 72V73H170V74H171L174 70H178L177 66H176L177 69L174 68V70H173V67H172V66L175 65V64H173V63H174L175 61H176V62L180 61V60H178V59H180V58H181V60H182L183 57H181L180 55H181V54H183V55L185 54V53H180V55H179ZM188 53H189V52H188ZM226 53H227V52H226ZM232 53L229 54V52H228L226 55H228V54H229V55H232ZM5 54H6V53H4V55L2 54V56L0 55V57L5 56ZM7 54H8V53H7ZM65 54L67 55V53H65ZM65 54H64V58L66 59ZM81 54H82V53H81ZM97 54H98V53H97ZM97 54H96V55H97ZM171 54H172V53H171ZM190 54H191V53H190ZM190 54H189V56H190ZM192 54H194V53L192 52ZM192 54H191V56H192ZM196 54H197V55H195V56H197V57H194V58H196L195 60L199 59L198 57H200V56H198V55H201V53H200V54L196 53ZM256 54H258V55H256ZM9 55H10V54H9ZM30 55H31V54H30ZM77 55H78V56H77ZM88 55H89V54H88ZM88 55H87L86 57H88ZM90 55L93 56V54H90ZM90 55H89V57H90ZM142 55H143V54H142ZM142 55H141V56H142ZM160 55H159V56H160ZM178 55H179L180 57H179ZM186 55H187V54H186ZM67 56H68V55H67ZM73 56H74V59H73ZM145 56H146V58H145ZM161 56H160V57H161ZM187 56H188V55H187ZM187 56H184V57H185L186 64H184L185 61L183 62L184 59H183L182 61H180V62L182 63L183 66H185V67L188 66L187 68H189V67H190L189 64L192 65L191 63L194 64L195 61L193 62V60H194L193 56H192L190 59L186 58ZM189 56H188V57H189ZM201 56H203V54H202ZM224 56H225V53H224ZM232 56H233V55H232ZM232 56H230V58L227 57V56H226V58L224 57V58H225V60H224L225 62H222V63H223V64L221 63L222 65H221V64H218V65H220V66H218V65L216 64L217 67L214 68L215 65H211V66H213L214 69L210 67V65H209V59L205 58V63H206V60H208V61H207V65H206V64H205V65H206L207 69L210 68V69H208L209 71H207L205 65L203 64L204 66L202 65V66H201V69H202L203 71H204V70H205V71H204V72H203V71L201 72V69H199V68H198V69L194 68L193 70L196 69L195 71H197V70H198V71H197V73H196V72H195V73L192 72V74H193V75H192V74H191V71H192V70H191V69H192L191 67H192V66H191L190 69H189V71L191 70L190 72H188V69H187V68H186V70H185V71H187L186 73H187V74L190 73V75H187V79H186V77L183 78L184 81L189 80L190 82H191V81L195 82V81H196L195 79H197L196 77L199 75V73H200V75H201V74L205 75V74H207V73H209V72H213V70H214V72H220V73H223V76H224V77H226V76L228 77V78L226 77L225 79L223 78V79L226 80V81H223V80L219 81V82H221V85H222V86H221L219 83H218V85L216 84V85H217V88H220L219 90H217V88H216V89L214 88V87H216V86H214V87L212 86V87H213L212 89H209V88H211V87L207 88V91H208V92L205 91V90L203 89V91H202L203 94H201V95H200V93H202V92H199L200 89H199L198 92L195 91L196 93H199L200 97H202V95H204V94H206V95H208V96L210 97V98L208 97V100H207V96L205 95V98H206V99H204V96H203L202 98L204 99V101H205V100H206V101H209V102L214 101V104H216V105H214V104L212 105L214 108L211 106V108L208 109L209 111L207 110V115L210 114V115H209V116H210L209 118H212V120L214 119V117H215V119L218 117V121H219V119H221L220 117H222V116H224V115H225V116L228 115V113H229V112L231 113L232 110H233V112H232L231 114H233V115L236 117V119H239V121H240V120H241L240 118L242 117V120H241V121H242L243 123L240 121L241 123L238 122V123H240V124H238V123L236 122L237 120L233 117V115L230 116V117H233V119H235V120H233V119L231 118V120L235 121V122L232 123L234 126H233L232 124H230V122H228L227 125H229V126H227L226 124H225V125H226L227 127H229V128H227V127L224 128V127H225V126H224V127H223V128H224V129H223V132H221L222 128H221V129L219 128L220 131H219V129L217 130V131H219V132H218L219 134H220V133H221V134L224 133V134H223L224 136H226V135L229 136L231 133H232V134H234V133L237 134V133L239 132V129L241 128V126H242L243 128H246V127H247L248 130H251L250 128L253 127L254 124H255V127H254V128H257V126H258V128H259L260 126H261L262 128L264 127V124H263V123H264V120H262L261 118H260V120H261L260 122H261V123H259L258 121H257V124L254 123V122L256 121V115L259 114V113L261 112V111H258V110H260V107H261V106L264 108V106L262 105V104H264V103H262V102H264V92L262 93V91H264V77L262 76V75H264V73H263V72H264V69H263V70H259V69H258V70H257V69L254 70V69H253V71L251 72V74H250V73L247 74V72H246L247 75H246L244 72H242L241 69H240L241 72H238V73H237V72H236L237 70H236V69H233L234 66L237 65V62H236V65H235V63H234L235 61L233 60ZM251 56H252V57H251ZM260 56H261V55H260ZM9 57H10V56H9ZM9 57H6V58L3 57L2 59L0 58V60H1V61H2V60L5 61V62H3V64H4V63H6V60H5V59H8ZM28 57H29V55H28ZM69 57H68L66 60H69ZM75 57H77V58H75ZM94 57H95V56H94ZM170 57H172V58L174 57L175 59H174V58L172 59V58H170ZM177 57H179V58L177 59ZM203 57H204V56H203ZM250 57H251V58H250ZM14 58H15V57H14ZM20 58H21V57H20ZM30 58H31V56H30ZM32 58H34V57H32ZM144 58H145V59H144ZM150 58H153V59H150ZM200 58H201V61L204 63V61L202 60V59H204V58H202V57H200ZM224 58H223V59H224ZM231 58H232V59H231ZM10 59L13 61L12 63H13V66H14V68H15V66H17V65L14 64V62H16V61H18V60L15 61V60L12 59V57H10L8 60L11 61ZM17 59H18V58H17ZM26 59H28V58H26V57H25V58H22V60H23V61H22V64H24V62H29V61L31 60V59H30L29 61H26ZM35 59H36V58H35ZM141 59H140V60H141ZM170 59H171L172 61H171ZM186 59H187L188 61H187ZM211 59H212V58H211ZM227 59H228V60H227ZM229 59H230V60H229ZM237 59H238V58H237ZM8 60H7V63L9 62ZM19 60H20V59H19ZM24 60H25V61H24ZM33 60H34V59H33ZM33 60L30 61L31 64L34 63L35 61H37V62H35L34 64H32L33 66L35 65V67H37L36 65H38V64H37V63H38V60H34V61H33ZM72 60H69V61H72ZM78 60H80V58H79ZM167 60H168V62H167ZM169 60H170V61H169ZM189 60H192V61H189ZM226 60H227V61H226ZM235 60H236V59H235ZM238 60H239V59H238ZM238 60H236V61H238ZM1 61H0V62H1ZM75 61H73L72 63L75 64ZM164 61H165V63H164ZM199 61H200V59H199ZM201 61H200V62H201ZM229 61H231V66H232V64H233V67H232L231 69H229V65H227V63H226V62H228V64H230ZM18 62H20V64L18 65L20 68L17 66L19 72H20V70H22V69H23V70H24V69L27 70L26 67H25V68L22 67V66H25V64H24V65H21V61H18ZM18 62H17V64H18ZM30 62H29V63H30ZM161 62H162V63H161ZM170 62H171V63H170ZM187 62H189V63H187ZM197 62H198V60H197L195 63H197ZM9 63H11V62H9ZM12 63H11V64H12ZM51 63H54V62L52 61ZM72 63H71V64H72ZM158 63L160 64V66H159L160 68L157 67V66H158ZM181 63H179V62L177 63V64H178V67H179V64H181ZM224 63H225V64H224ZM27 64H28V63H27ZM27 64H26V66H27ZM31 64H29L28 67H31ZM47 64H49V65H46L48 68H49V66H50V68H53L52 66H53L55 63H54L52 66L50 65L49 62H48ZM161 64H162V65H161ZM165 64H167V65L165 66ZM170 64H171V65H170ZM187 64H188V65H187ZM1 65H2V64H1ZM20 65H21V66H20ZM56 65H57V64H56ZM56 65H55V66H56ZM139 65H138V66H139ZM182 65H181V66H182ZM186 65H187V66H186ZM225 65H226L228 68H227ZM46 66H45V67H46ZM55 66H54V67H55ZM144 66H145V67H144ZM154 66H156L157 68L155 69ZM168 66H169V68H168ZM181 66H180V68H181ZM17 67H16V68H17ZM21 67H22V69H21ZM42 67H43V66H42ZM56 67H57V66H56ZM147 67H148V68H147ZM149 67H150V69H149ZM153 67H154V68H153ZM166 67H167V68H166ZM203 67H205V68H203ZM32 68H34V67H32ZM50 68H49V70H51V73H52V69H50ZM182 68H183V67H182ZM235 68H236V67H235ZM28 69H30V68H28ZM53 69H54V68H53ZM145 69H147V71H146ZM148 69H149V71H148ZM171 69H172V70H171ZM184 69H185V68H184ZM0 70H1V66H0ZM2 70H3V69H2ZM14 70H16V69H14ZM23 70H22V71H23ZM55 70H56V69H54V71H55ZM70 70H72V69H70ZM163 70H165V71H163ZM179 70H180V69H179ZM238 70H239V69H238ZM5 71H6V69H4V72H5ZM16 71H17V70H16ZM29 71H30V70H29ZM29 71H26V73H28ZM44 71L47 73L48 70H47V69H44ZM54 71H53V73H54ZM56 71L58 72V69H57ZM56 71H55V72H56ZM261 71H262V72H261ZM0 72H1V71H0ZM2 72H3V71H2ZM4 72H3V73H4ZM19 72H17V74H19ZM23 72H24V71H23ZM30 72H31V71H30ZM176 72H177V71H174L173 73H176ZM228 72H230V74H229ZM21 73H22V72H21ZM26 73H25V74H26ZM32 73H33V72H31V73H29V74H32ZM43 73H44V72H43ZM142 73H143V72H142ZM157 73H158V72H157ZM157 73L155 72L154 75L158 76ZM159 73H160V72H159ZM168 73H167V74H168ZM204 73H205V74H204ZM240 73H241V75H240ZM242 73H244V74H242ZM252 73H253V74H252ZM22 74H24V73H22ZM22 74H21V75H22ZM25 74H24V76H23V75H22V76H19V75H20V74H19L18 77L25 78ZM29 74L26 75V78L28 77ZM41 74H42V73H41ZM49 74H50V72L48 71V74H46V75H49ZM144 74H143V75H144ZM227 74H228L229 76H228ZM254 74H256V75H254ZM0 75H1V74H0ZM5 75H6V72L3 74V76H5ZM34 75H35V74H33L31 77H33ZM159 75H160V74H159ZM175 75H176V74H175ZM200 75H199V76H200ZM203 75H201V76H203ZM236 75H237V77H236ZM242 75H243V76H242ZM248 75H249V76H248ZM3 76H2V77H3ZM176 76H177V75H176ZM176 76L173 77V78H174V82H173V85H174V86H177V87L180 88V89H182V86L184 87L185 83H187V84H186V85H187V86H186L187 88L190 86L189 81H188V82H183L184 84L179 82V81L182 80V79H180V78H178V80L176 81V80H175V79H176ZM199 76H198V79L201 77V76H200V77H199ZM233 76H234V77H233ZM238 76H240V77H238ZM253 76H254V77H253ZM0 77H1V76H0ZM2 77H1V78H2ZM29 77H30V76H29ZM29 77H28V78H29ZM178 77H179V76H178ZM189 77H190V78L192 77V78L190 79ZM194 77H195V79H193ZM7 78H8V77H7ZM35 78H36V75H35ZM151 78H149V79H151ZM173 78H172V79H173ZM231 78H232L233 80H232ZM4 79H5V77H4ZM4 79H2V80L4 81ZM9 79H10V80H13L14 78L11 79V77H10ZM230 79H231V80H230ZM6 80H7V79H6ZM10 80H8L7 83H5L6 86H8V85L10 86V82H9ZM236 80H237V82H236ZM175 81H176V85L174 84ZM182 81H183V80H182ZM222 81H223V82H222ZM231 81H232L233 83L230 84ZM244 81H245V82H244ZM4 82H5V81H4ZM8 82H9V83H8ZM193 82H192V83H193ZM228 82H229V84H228ZM239 82H240V83H239ZM224 83H225V86H224ZM7 84H8V85H7ZM182 84H183V85H182ZM226 84H227V85H226ZM232 84H233V85H232ZM253 84H254V85H253ZM257 84H258V85H257ZM25 85H26V84H25ZM27 85H28V87H29L30 84L27 83ZM188 85H189V86H188ZM235 85H236V86H235ZM240 85H241L242 87H241ZM30 86H31V85H30ZM180 86H181V87H180ZM223 86H224V87H223ZM234 86H235V87H234ZM253 86H254V87H253ZM255 86H256V88H255ZM28 87H27V88H28ZM44 87H46V86H42V87L40 86V88H36V89L41 90V88H42L43 91L46 92V90H48L49 87H48V86L46 87V88H48V89H46V88H44ZM177 87H176V88H177ZM222 87H223V89H224V88H227V90H226V89L223 90ZM251 87H252V88H251ZM257 87H258V88H257ZM260 87H261V88H260ZM7 88H8V87H7ZM7 88H6V90H5L6 92H7ZM21 88H22V87H20L19 90H21ZM31 88H33V87L31 86ZM31 88L29 87L28 89H31ZM50 88L52 89V87H50ZM174 88H175V87H174ZM174 88H173V89H174ZM178 88H177V89H178ZM230 88H231V89H230ZM24 89H26V88H25L24 85H23V89H22V90H24ZM54 89H56V88H54ZM180 89H179V90H180ZM184 89H185V91H186V88H184ZM184 89H182V91H183ZM208 89H209V90H208ZM221 89H222L223 91H222ZM235 89H237V90H235ZM239 89H240V90H239ZM255 89H256V90H255ZM258 89H260V90H258ZM261 89H262V90H261ZM8 90H11V88H9ZM57 90H59V89H57ZM61 90H62V89H61ZM174 90H175V89H174ZM201 90H202V88H201ZM211 90H212V91H211ZM215 90H216V92L219 91V93H218V92L216 93ZM253 90H255V91H253ZM2 91H3V90H2ZM5 91H3V92L5 93ZM24 91H27V89L24 90ZM48 91H49V92L51 91L50 93H52L53 89H52V90H48ZM172 91H173V90H172ZM182 91H181V92H182ZM187 91H189V90H187ZM204 91H205V92H204ZM210 91H211V92H210ZM234 91H235V92H234ZM238 91H239V92H238ZM240 91H241V92H240ZM257 91H259V93H258ZM260 91H261V92H260ZM41 92H42V90H41L39 93H41ZM49 92H48V93L46 92L45 95H47V96H48V94L50 95ZM164 92H166V91H164ZM168 92H169V91H168ZM173 92H174V91H173ZM176 92H177V90H176ZM178 92H179L178 95H180V96L183 95L180 91H178ZM195 92H194V96H195V94H196ZM206 92H207V93H206ZM254 92L257 93V94L255 95ZM102 93H103V92H102ZM102 93H101V94H102ZM106 93H107V92H106ZM131 93L133 94V96H132ZM152 93H153V92H150V91L142 92V90H140V91L138 90V95H137V91H136V92H135V91H131V92H130L131 95H130L129 92H128V94L130 95V97L132 96L131 99H133V98L135 99V98H136V100H139V102L143 101L144 103H145V99H147L148 97L150 98V96H151ZM170 93H171V91H170L169 93L166 92V93H165V96H166L165 98H164V93H162L161 95L163 96V99H162L161 96H160V97H157V96H156L157 100H155V98H154V97H155V94H154V95L152 94L151 97H153V98H152V100H151V98H150V100H151V102L154 103V101H155V102H157V101L159 102L158 98H159V99L161 98V100L163 101V103L165 102L166 104H168V103L170 102V103H169L170 105H169L168 107L171 106V101H172V100L175 101V102H177L176 104H178V106H180V107H182V106L179 105V104L184 103V102H182V101H186V102H187V99H188L189 103H191V102H192V103L195 102L194 99H192V97L190 98V94H189V92H186L187 95H186V93H185V95H183L184 97H183V96H182V97H179V96L176 97L175 95H176L177 93H175V92L173 93V94H175V95H173V97H172V96H171L172 93H171V94H170ZM183 93H184V92H183ZM190 93H191V92H190ZM209 93H212L211 96H210ZM220 93H221V94H220ZM235 93H236V94H235ZM261 93H262V94H261ZM41 94H42V93H41ZM101 94H100V95H101ZM135 94L137 95V97H136ZM188 94H189V95H188ZM217 94H218V95H217ZM251 94H252V95H251ZM258 94H259V95H258ZM100 95H99V96H100ZM103 95L105 96V98H104ZM103 95H101L100 98H99L98 96H96V97L99 98V99H96V100H99V102L103 99V100L101 101V103H99V102H97V101H96L97 103H95V98H92L93 100H92V99H89V100H90L89 103H91V100H92V101H94V103H95L96 105H97V104H98V105L100 104L99 106L97 105L98 107L95 106V104H94L93 102H92L90 105H88V106H90V108H92V110H91L88 106H87V107H88L91 111H94L95 109H93L92 106H95V108L97 107V109H98L97 111H99V109L101 110V107H102V106H103V107H102L103 109L106 108V106H105V108H104V104H108V105H109V109H106V110H110V106H111V105H110L109 103H111L112 106H113V107H112L113 109H112V111H111V110H110V111L113 113V111L115 110V107H116V106L113 105V103H114V104H115V103H119V102L117 101V100H120L119 97H118V99H117L115 94H114V96H112L111 94L108 93V95H109L110 97L112 96L111 100L114 99V101H115V98H116V101H117V102H112V101L110 100V97H108L107 95H105V92H104ZM129 95L126 94V98H127ZM141 95H145V98H144L143 96H141ZM149 95H150V96H149ZM156 95H157V94H156ZM192 95H193V90H192V94H191V96H192ZM227 95H228V96L230 95V96L228 97ZM174 96H175V97H174ZM220 96H221V97H220ZM237 96H239V97H237ZM246 96H247V97H246ZM249 96L252 97V98H250ZM259 96H260V97H259ZM120 97H121V96H120ZM130 97H129L128 99H130ZM188 97H189V98H188ZM195 97H196L197 101H199V100L201 101V99H202V98H197V97H198V94H197ZM195 97H194V98H195ZM217 97H218V98H217ZM230 97H231V98H230ZM235 97H237L238 99H237V98L235 99ZM258 97H259V98H258ZM108 98H109V100H110L111 102H106V101H109V100H105V99H108ZM121 98L123 99V97H121ZM142 98H144V100H143ZM149 98H148V99H149ZM216 98H217L218 100H217ZM246 98H247V100H245ZM122 99H121V102H122ZM128 99H127L128 102H126V106H127V103H128V104L130 103V105H132V103H133V102L131 103V101H130L131 99H130V100H128ZM134 99H133V101H134ZM148 99H147V100H148ZM164 99H165V100H164ZM167 99H169V100H167ZM171 99H172V100H171ZM178 99H179V100H178ZM182 99H183V100H182ZM184 99H185V100H184ZM196 99H195V100H196ZM198 99H199V100H198ZM228 99H229V101H230V99H231V101H230V102L228 103V105H227V102H228V101H227V102H225V101L228 100ZM261 99H263V100H261ZM77 100H78V102H80V103L82 102L81 99H80V101H79V99H77ZM89 100H88V101H89ZM136 100H135V102H136ZM147 100H146V103H147V102H150V100H148V101H147ZM153 100H154V101H153ZM190 100H192V101L190 102ZM221 100H222L223 102H222ZM249 100H250V102H249ZM260 100H261V103H260ZM129 101H130V102H129ZM166 101H169V102H166ZM178 101H179V102H178ZM180 101H181V102H180ZM200 101H199V102H200ZM219 101H220V102H219ZM256 101H258V103H257ZM137 102H138V101H137ZM137 102H136V103H137ZM139 102H138V105H136V103H135L134 106H138V107H140L141 105L143 106L144 103L142 102V104L139 106ZM158 102H157V103H158ZM160 102H161V101H160ZM215 102H216V103H215ZM217 102H219V103L222 102L221 104L224 103V104H226L227 106L223 104V107H221V106H220L221 104L218 105L219 103H217ZM245 102H247V103H245ZM251 102H254V103L257 104V105H256V104L252 103V104H254V105H252V106L250 105L251 108H252V110L255 109V112H254V113H255L256 115H254V114H253V111L250 110V111L252 112V113H251V112H250V113L253 114L255 117H254V116H251V114H248V113H249L248 111H249V109H250V108H249L250 106H249V107H246L248 111H245V110H246L245 106H247V104L249 105V103H251ZM75 103H76L77 108L81 105L82 108H86V109H88V108L86 107V105L89 104L88 102H87V103L84 102V103H85V107H83V106H84V105H83V104H84L83 102H82L83 104H80V103H79L80 105H77V102H74L73 104H75ZM102 103H103V104H102ZM122 103H123V102H122ZM122 103H120V104H121V105H120V106H121L120 108L125 109L126 106H125V107L122 106L123 104L125 105V102H124L123 104H122ZM146 103H145V104H146ZM157 103H154V104L157 105ZM161 103H162V102H161ZM173 103H174V102H173ZM192 103H191V104H192ZM212 103H213V102H212ZM133 104H134V103H133ZM154 104H150V105H149V106H151V108L149 107V109L152 110V108H153V110H152L153 112H154V108H155V107H153L152 105H154ZM159 104H160V103H159ZM166 104H165V105H166ZM174 104H175V103H174ZM174 104H172V105L174 106ZM184 104H185V106L187 107V104H188V103H187V104L184 103ZM196 104H197V102H196ZM243 104H245V105H243ZM69 105H70V104H69ZM69 105L66 106V107H69ZM71 105H72V104H71ZM91 105H92V106H91ZM108 105H107V107H108ZM115 105H116V104H115ZM130 105H128V107H129L128 110H129L130 107H131ZM165 105L163 104V107H164V108H165ZM192 105H193V104H192ZM217 105H218V106H217ZM229 105H230V108H229ZM239 105H240V106H239ZM72 106L74 107L73 109H75V113H76V110H77L76 106H74V105H72ZM72 106H71V107H72ZM81 106L78 108V111H77L78 114H80V113L82 114V110H81L82 108H81ZM117 106H118V104H117ZM134 106L132 105L131 108H133ZM142 106H141V109H142ZM157 106H161V107H162L161 104H160V105H157ZM183 106H184V105H183ZM185 106H184V107H185ZM188 106L190 107V104H189ZM215 106H217V108H216ZM219 106H220V108H221L223 111L219 108ZM237 106H238V107H237ZM66 107H64V108H66ZM71 107H69V108L71 109ZM99 107H100V108H99ZM118 107H119V106H118ZM138 107H136V108L138 109ZM184 107H183V108H184ZM186 107H185V108H186ZM208 107H209V106H208ZM208 107H207V108H208ZM225 107H226V108H225ZM253 107H254V108H253ZM258 107H259V108H258ZM50 108H52V106H50ZM64 108H62V109L64 110V112H62L63 114L70 110V109H69V110H66L67 108H66V109H64ZM120 108H117V109H119V110H115V113H116L117 111H118V112L121 111L122 109H120ZM134 108H135V107H134ZM158 108H159V107H158ZM166 108H167V107H166ZM170 108H173V107H170ZM176 108H177V107H176ZM187 108H188V107H187ZM187 108H186V109H187ZM215 108H216L217 110H216ZM227 108H229V109H227ZM233 108H234V109H233ZM237 108L239 109V110H238L239 112L237 111ZM242 108H243V109H242ZM244 108H245V109H244ZM257 108H258V109H257ZM73 109H71L72 111L70 110V113H71V114L74 113V110H73ZM79 109H80V111H79ZM103 109H102L101 111H99V112L102 113V112L104 111L103 113H105L106 111L103 110ZM139 109H140V108H139ZM256 109H257L258 113H256ZM59 110H61V108H60ZM65 110H66V111H65ZM126 110H127V108H126ZM130 110H131V109H130ZM215 110H216V111H215ZM220 110H221V111H220ZM261 110H262V112H264V109L261 108ZM83 111H84L83 113H84L85 115H87V114H89V113H91V114H92V113H94V114L97 113V115H98V113H99V112H96V111H95V112H90L89 110H86L87 112L89 111V113H87V112L85 113V110H83ZM110 111H107V112H110ZM155 111H156V110H155ZM199 111H200V112H196V111H195V113H196V115H194L195 117L197 116V114H201V115H199L198 117H196L195 120H194V118H193V120H194L195 123L198 122V121L200 122L202 119H203V120H202L203 122H204L206 119H209L207 115H203V114L206 113V112L204 113V111H206V109H205L204 111H201V110H199ZM235 111H237V112H235ZM240 111H241V112H240ZM243 111H245L246 114H245ZM111 112H110V113H111ZM216 112H217V114H216ZM219 112H221V115H220ZM234 112H235V113H234ZM60 113H61V112H60ZM60 113H59V114H60ZM103 113H102V114H103ZM110 113H108V115H110ZM120 113H121V112H120ZM120 113H119V114H120ZM186 113H187V112H186ZM202 113H203V114H202ZM211 113H212V115H211ZM238 113H239V115H238ZM91 114L88 115L87 120H88V118H90ZM99 114H100V113H99ZM102 114H101V116L103 117ZM117 114H118V113H117ZM117 114H116V115H117ZM181 114H185V113L182 112ZM231 114H230V115H231ZM39 115H40V118H41V116H42L41 113L38 114L37 117H39ZM73 115H74V114H73ZM82 115H83V114H82ZM97 115H96V117H97ZM108 115L105 114L104 117H106V116H108ZM176 115H177V114H176ZM176 115H175V116H176ZM187 115H188V114H187ZM189 115H190V114H189ZM213 115H214V116H213ZM217 115H218V116H217ZM248 115H249V116H248ZM260 115L262 116L263 113H260ZM75 116H78V115L75 114ZM98 116H99V115H98ZM101 116H99V118H100ZM178 116H180V115L178 114ZM178 116L175 117L176 119L174 118L176 121H175L174 119H172L171 122L175 121V123L173 122L171 125H173V126L176 127V126H178L179 124L184 123V122L186 121V119H185V118H186V115H185V117H184V115H183V117L179 118L180 121H178V119H177ZM191 116H193V115H191ZM194 116H193V117H194ZM200 116H201V117H200ZM216 116H217V117H216ZM237 116H238V118H237ZM263 116H264V115H263ZM263 116H262V117H263ZM80 117H81V115H80ZM96 117H95V118H96ZM187 117H189V116H187ZM199 117H200V118H199ZM206 117H207V118H206ZM230 117H228V118H229V121H230ZM245 117H246V119L248 120V122H252V121H254L253 124H251V125H249V124H248V125L245 124V121H246V120H245V121L243 120ZM251 117H252V118L254 117V119H252ZM257 117H260V116L257 115ZM95 118L93 117V114H92V116H91L90 119L92 120V119H95ZM197 118H198L199 120H197ZM222 118H224V117H222ZM248 118H249V119H248ZM96 119H97V118H96ZM182 119H183V121H182ZM188 119H189V118H188ZM188 119H187V120H188ZM215 119H214V121H215ZM251 119H252V121H250ZM91 120H90V121H91ZM184 120H185V121H184ZM191 120H192V119H191ZM257 120H259V118H257ZM188 121H190V119H189ZM202 121H201V122H202ZM209 121L211 122V120H209ZM214 121H212L213 124H214V123L216 124V122L219 123L217 120H216L215 122H214ZM192 122H193V121H192ZM231 122H232V121H231ZM195 123H190V122H189V125H190V124H193V125H190L189 127H187V128H189L188 131H190V132L192 131V130L190 129V127L193 129V131L195 130L194 127L198 124V123H196V125H194ZM234 123L238 124V126L241 125V124H243V125H246V127L243 126V125H241V126H239L240 128H236V129H238V132H236L235 129H232V127H235V126H236V124H234ZM175 124H176V125H175ZM184 124L186 125L187 122L184 123ZM184 124L182 125V128H183V129H184V128L186 129V127H185ZM261 124H263V125H261ZM187 125H188V124H187ZM187 125H186V126H187ZM209 125H210V124H209ZM217 125H218V124H217ZM252 125H253V126H252ZM183 126H184V127H183ZM193 126H194V127H193ZM197 126H198V125H197ZM197 126H196V127H197ZM221 126H223V125H221ZM221 126H220V127H221ZM249 126H250V128H249ZM196 127H195V128H196ZM211 127H212V126H211ZM176 128H181V127L178 126V127H176ZM214 128H215V127H213L212 130H213ZM217 128H218V127H216V129H217ZM230 128H231L233 131H232L230 134H225V132H227V131H229V130L231 131ZM247 128H246V129H247ZM254 128H252V129L254 130ZM185 129H184V130H185ZM197 129H198V127H197ZM197 129H196V130H197ZM196 130H195V131H196ZM199 130H202V131H203V129H200V128H199ZM199 130H197V132H200ZM206 130H207L206 132H209V134H211V133H213V132H216V133H217L216 130L210 132V127H208ZM208 130H209V131H208ZM226 130H227V131H226ZM242 130L244 131V129H242ZM242 130L240 131V133L242 132ZM255 130L257 131V129H255ZM258 130H259V129H258ZM263 130H264V128H263ZM263 130H259L260 132L258 131V133H259L258 136H260V137L262 136L261 134H263V133H262V132H264ZM224 131H225V132H224ZM230 131H229V132H230ZM229 132H228V133H229ZM233 132H234V133H233ZM245 132L247 133L246 130H245ZM248 132H249V131H248ZM260 133H261V134H260ZM221 134H220V135H221ZM243 134H245V133L243 132ZM223 135H222V136H223ZM244 136H249V135L246 134V135H244ZM258 136H257V137H254V138H259ZM251 137H252V136H251ZM251 137L249 136V137H246V139H245V141H246V140L248 141V143H247V141H246L245 144H244V146H246V148H247L250 144H252L253 147L250 146V147H248V149H250V148H254L255 151H257V150L259 149V145H260V148H262V147L264 146V138H263V137L261 138L262 140H261L260 138L258 139V140H259V143H261V144H263V145H261V144L258 145V141H257V139H254V140H256V141H254L253 138H251ZM244 138H245V137H243L242 139H244ZM251 140H252V141H251ZM260 140H261V142H260ZM249 141H250V144H249ZM253 143H254V144L256 143V144L254 145ZM247 144H248V145H247ZM256 145H257V146H256ZM225 146H226V145H225ZM225 146H224V147H225ZM254 146H256V147H258V148L254 147ZM218 147L220 148L221 146H218ZM218 147H216L217 149H215V150L218 152V151L221 149V150H220L221 152L219 151L218 154H217V152L213 151V153H212L211 155H209V156H208V154H210L212 151H211L210 153H208V152H209V151H207L208 149H207V150H203L204 152H205V151L207 152V153H204L203 158H201L202 156L200 157V155L203 154V152H200V151H195V153L197 152V154H199V155L197 156V155L194 153V155H195L196 157H195V156L193 157L192 154H189V153H192V152H188V155H187V153H184V152H183V153H184L183 156H185V154H186L187 156H190V155H191L190 157H191L192 159L195 158L194 160H196L197 162L200 161V163L204 162L203 164H207V163H208V164H211V162H212V164H213V163H214L213 161H215V162L217 163V161L220 162V160H221L220 163H222V161H223V162L226 161V159H225L226 157L229 159L228 156H230L231 161L228 160V159H227V160L230 161V164H231L232 161H233V162H237L238 159L240 158L239 155H241V153H240L239 155H238V154L235 155L236 151H235V153H233L234 150H238L237 153H239V149H237V148L234 149L233 147L229 148V146H227V147H228V148L226 147L227 149H230V150H231L232 148L234 149L233 151L231 150L232 153L229 152V150H227V151H228V153H227V151H224V147H223V145H222L223 150H222V147H221L220 149H218ZM226 148H225V150H226ZM246 148H245V149H246ZM263 148H264V147H263ZM263 148H262L261 150L259 149L260 152L263 150ZM209 149H210V148H209ZM254 149H253V150H254ZM210 150H212V149H210ZM246 150H247V149H246ZM253 150H252V152H253L254 154H253L252 152H249V153H251V154H249V153H248V155L246 154V156H250L251 159H254V160H251V159L248 160V158H249V157H248V158H247V161H249V162H250V160L253 162V161H255V159L257 158V157L254 156V155H256V154H255V152H254ZM259 150H258V152H259ZM167 151H170V152H171L172 150H168V149H167ZM167 151H166V152L164 151L166 154L168 153V154L166 155V157H164V158H167V160L170 159V157H173V156H174V157H176V156L178 157V155H175V152H176V151H175V152L172 151V152L174 153L173 156H171V154H172V153H171V154H170V157H168V155H169L170 152H167ZM240 151H241V150H240ZM248 151H250V150H248ZM248 151H247V152H248ZM263 151H264V150H263ZM136 152L139 153V155H140L139 150H137ZM164 152H163L162 154L165 156ZM199 152L202 153V154H200ZM224 152H225V153H224ZM244 152H245V151H244ZM247 152H246V153H247ZM177 153H179V155H180V152H176V154H177ZM263 153H264V152H262V154H263ZM133 154H134V153H133ZM135 154H136V153H135ZM216 154H217V155H216ZM219 154H220V155H219ZM228 154H229V155H228ZM233 154L236 156V159L233 158V160H232L231 156H232ZM244 154H245V153H244ZM252 154H253V155H252ZM259 154H260V156L262 157L261 153H258L257 155L259 156ZM222 155H223V156H222ZM181 156H182V154H181ZM183 156H182V157H183ZM204 156H205V157H204ZM211 156H212V157H211ZM213 156L215 157L214 160L212 159V158H214ZM217 156H218V157H217ZM225 156H226V157H225ZM235 156H233V157H235ZM237 156H238V159H237ZM252 156H253V158H252ZM174 157H173V158H174ZM185 157H186V156H185ZM190 157H189V160H191ZM197 157H198V159H196ZM216 157H217V158H216ZM222 157H223V158H222ZM244 157H245V155H244ZM244 157H243V160H242V159H241V158H242V155H241V158H240L239 162H240V161H241V162H246V159H245L246 157H245V158H244ZM173 158H172V159H173ZM178 158H180V156H179ZM205 158H206V159H205ZM180 159H181V158H180ZM180 159H179V160L177 159L176 161H181ZM182 159H183V158H182ZM185 159H186V161H187L188 157L185 158ZM185 159H183V161H185ZM201 159H202V160H201ZM204 159H205V160H204ZM224 159H225V160H224ZM173 160L175 161V159H173ZM209 160H210V161H209ZM234 160H236V161H234ZM244 160H245V161H244ZM256 160H257V162H258L257 164H259V163H260V164L263 163V162H262L261 160H259L258 158H257ZM258 160H259L260 162H259ZM196 161H195V163H197ZM206 161H207V163H206ZM208 161H209V162H208ZM219 162H218V163H219ZM220 163L217 164V165H220ZM191 164H192V162H191L189 165H191ZM212 164H211V165H212ZM226 164H227V162H226ZM226 164L223 163V165H226ZM228 164H229V162H228ZM255 164H256V161H255ZM255 164L253 163L251 166H254ZM213 165H215V164H213ZM257 166H258V165H257ZM254 167H255V166H254ZM93 178H94V177H93ZM93 178H92V176H90L89 179H93ZM99 178H100V177H99ZM87 179H88V178H87ZM89 179H88V180H89ZM130 179H133V178H130ZM138 179H139V178H138ZM97 180L99 181L98 178H97ZM97 180H96V177H95V179H93V181H97ZM100 180H102V179L100 178ZM119 180H121V179H119ZM119 180H118V182L120 183L121 181H119ZM185 180H187V179H185ZM84 181H85V180H84ZM86 181H87V180H86ZM122 181H123V183H124V182L126 181L125 178H124ZM127 181H128V184H129L130 186H133V185H134V180H133V182H132V185H131V181L129 182V178H128ZM146 181H151V180H148V179L143 180L144 184H145V185H149V187H150V185H151L152 187H155V186L157 187V186H158L159 189L161 188V186H159V183H158V182H155V183L158 184V185H157V184L155 185V184H154V181H151V182H150V183H152V184H150V183H148V182H146ZM168 181H169V180H168ZM172 181H174V180H170V181H169V182H171V186H173V183H174V182L177 183V182H178V179L175 180L174 182H172ZM179 181H180V182H178V186H177L176 183L174 184L175 189L177 190L176 187H178V189H179V187L182 185V186H183L182 190H183V189L185 190V188H188V189H189V190L186 189L185 191H186L187 193H190V194H191V195L189 194L190 196H192V195L194 194L193 191H195V189H196V190H197L196 193H197L198 190H199L200 193L198 192L199 194H198V193H197V194H198V195L201 194L200 196H203L204 194H205V196H206V194H207L208 197H214V196H215L216 198H218V197L220 198L221 195H223L222 197L225 196V198H229V197L231 198V197L233 196V198H231V199H234V198H235V199H239V198H236L237 195H238L237 197H239V195L242 197V195L240 194L239 189L237 188L238 186H236L235 184H233V183H232L233 181L231 182V184H229L230 181H228V182H226V181H225V182L222 181L223 183H222L221 181H220L221 183H220V182L218 183L217 181H216L217 183H216L215 181L212 183V181L207 182V181H205V180H204L205 182H204L203 180H202L203 182L199 180L200 183H197V181L195 182V181H189V180H187V182L184 183L185 181H183L182 179H179ZM181 181H183V182H181ZM188 181H189V182H188ZM88 182H89V181H88ZM90 182H92V181H90ZM116 182H117V181H116ZM118 182H117V183H118ZM135 182H137V181H135ZM141 182H142V180L140 179V180H139V183H141ZM145 182H146L147 184H146ZM165 182H166V181H165ZM190 182H194V183H193L194 185H193V184H189ZM201 182H202V183H201ZM85 183H86V182H85ZM119 183H118V184H119ZM125 183H127V182H125ZM166 183H168V182H166ZM166 183H164V185H165ZM182 183H183L184 185H183ZM211 183H212V184H211ZM87 184H88V183H87ZM90 184H91V183H90ZM162 184H163V183H162ZM188 184H189L190 186H189ZM196 184H197V185H196ZM198 184H200V185H198ZM201 184H202V185H201ZM222 184H223V185H222ZM224 184H225V185H224ZM135 185L138 186L139 184L137 183V184H135ZM164 185H163V186H164ZM207 185H208L209 187H208ZM218 185H219V186H218ZM221 185H222V186H221ZM226 185H227V186H226ZM231 185H233V188H232ZM141 186H142V183H141ZM167 186H168V188H166ZM169 186H170V184L168 183L167 185H165V186L163 187V189H164V188H166V190H167V189H168V190H171V188L174 189V187H171V188H170ZM182 186H181V187H182ZM186 186H187V187H186ZM220 186H221V187H220ZM225 186H226V188H225ZM228 186H229V187H228ZM234 186H235V187H234ZM156 187H155V188H156ZM198 187H199V188H198ZM206 187H208V188L206 189ZM212 187H215V188H212ZM216 187H217V188H216ZM222 187H223V188H222ZM169 188H170V189H169ZM203 188H204L205 190H204ZM224 188H225V189H224ZM191 189H192V191L189 192ZM200 189H201V190H200ZM208 189H210V190H208ZM216 189H217V190H216ZM219 189H220V190H219ZM228 189H229V190H228ZM160 190H162V188H161ZM182 190H181V191H182ZM211 190H212V191H211ZM203 191H204V192H203ZM213 191H214V193H216L215 195L212 194ZM236 191H237V192H236ZM208 192H209V194H208ZM224 192H225V193H224ZM243 192H244V191H243ZM192 193H193V194H192ZM203 193H204V194H203ZM220 193H221V194H220ZM202 194H203V195H202ZM217 194H218V196H217ZM219 194H220V196H219ZM225 194H226V195H225ZM236 194H237V195H236ZM245 194L247 195L246 192H245ZM245 194H243V195L246 196ZM259 194H260V193H259ZM259 194H258V195H257V194H254V195H256V198H257V199L251 197V195H253V194H248L249 196L247 195V197H251V199H250V198L248 199V198L245 197L244 200H245V199H248V200H254V199H255L256 201H259V200H260V202L262 201V202L264 203V201H263V200H264V198H263L264 194H263V193H261V195H259ZM194 195H195V194H194ZM194 195L192 196V198L194 197ZM212 195H213V196H212ZM254 195H253V196H254ZM207 196H206V197H207ZM258 196H260V197H258ZM187 197H188V196H187ZM208 197H207V198H208ZM241 197H240V198H241ZM254 197H255V196H254ZM188 198H190V197H188ZM216 198H215V199H216ZM213 199H214V198H213ZM235 199H234V200H235ZM242 199H243V198H241V200H242ZM239 200H240V199H239ZM195 206H196V205H195ZM195 206L193 207V209H191V208H189V207H192V205H191V206L189 205L188 209H191V210H187V207H186V210H185L184 208H180V209H179V208H176V209H179L180 211H182L181 213L184 214V216H185V213H187V214L189 213L190 215L188 214V216H187V218L190 217L188 221H191L192 218H194V220H197V219H198L197 222H205V221H206V222H212V220L216 219L217 215H216L215 213H212V215H209V216H208V214H209L208 212H209V211L206 212L207 210H205L204 208H201V207H199V206H198L197 208H201V209L198 210ZM195 208H196V209H195ZM207 209L210 210V208H207ZM201 210H202L203 213H202V212L200 213ZM211 210H213V209H211ZM183 211H184L185 213H184ZM216 211H217V210H216ZM216 211H214V212H216ZM218 211L220 212V210H218ZM197 212H198V213H197ZM222 212H223V211H222ZM222 212H220L219 215H218V217H217V218H219L221 221L223 220V222H224V221L227 222V220H228V221L230 222L231 220L233 221V219H235V215H234V218L231 219V218L233 217V214H234L233 212H232L233 214H232V213H231V214L229 213L230 216L227 215L228 212H226V213L224 212V213L228 216V218H227L226 215H224V213H222ZM168 213H169V212H168ZM210 213H211V211H210ZM216 213H218V212H216ZM221 213H222V214H221ZM182 214H181V215H182ZM187 214H186V215H187ZM195 214H196V215H195ZM199 214H201V215H199ZM204 214H205V215H204ZM213 214H215L216 217H215ZM191 215H192L193 217H191ZM202 215H203V216H202ZM231 215H232V217H231ZM196 216L199 217V218H197ZM200 216H201V217H200ZM195 217H196V218H195ZM205 217H206V218H205ZM209 217H210V218H209ZM213 217H214V219H213ZM230 217H231V218H230ZM185 218H186V217H185ZM185 218H184V219H185ZM187 218H186V219H187ZM202 218H203V219H202ZM207 218H209V219H207ZM201 219H202L203 221H201ZM210 219H211V220H210ZM219 219H218V220H219ZM224 219H225V220H224ZM229 219H231V220H229ZM238 219H240V218H237V216H236V221H237V222L241 221L240 223H243L241 219H240V220H238ZM194 220L192 219L191 222H193ZM232 221H231V222H232ZM229 222H228V223H229ZM194 223H195V222H194ZM232 223H235V221L232 222ZM261 226H263V225H261ZM252 227H253V225H252ZM263 227H264V226H263ZM256 228H258V227H256ZM261 228H262V227H261ZM199 251H201V250H198V252H199ZM191 252H192V251H190V253H191ZM198 252H197V253H196V252H195V253L193 252V253L195 254V257H194V259L190 260L191 262H189V264H190V263H191V264H197V263H198V262H197V261H198L197 259H201V258H202V257H201V258H197V257L204 256V255H203V251H202V252H200V253H202V255H200V253H199L200 256H197V257H196V254L198 255ZM193 253H192V254H193ZM207 253H208V252H207ZM194 254H193V255H194ZM204 254H205V252H204ZM144 258H145V259H144ZM144 258L142 257V258H140V259H144L145 261H148V259H152V258H148V257H144ZM206 259H208L207 264H209L210 262H212V260H210L209 258H205V260L202 258V260H199L200 262H199L198 264H200L201 261H203V262L206 261ZM130 260H131V259H130ZM133 260H134V259H133ZM193 260H195V262H194ZM140 261H141V260H140ZM142 261H143V260H142ZM145 261H144V262H145ZM192 261H193V262H192ZM221 261H222V258H221ZM221 261H219V263H220ZM128 262H129V260H128ZM128 262H126V263H128ZM138 262H139V260H138ZM138 262H137V263H138ZM149 262H150V260H149ZM152 262L155 263L156 260H155V262H154V261H152ZM169 262H170V261H169ZM171 262H172V264H174L173 261H171ZM171 262H170V263H171ZM203 262H202V263H203ZM121 263H122V262H120V264H121ZM124 263H125V262H124ZM124 263H122V264H124ZM129 263H130V262H129ZM129 263H128V264H129ZM131 263H132V264H135L136 261L133 263L132 260H131ZM139 263H140V262H139ZM139 263H138V264H139ZM142 263H143V262H141L140 264H142ZM145 263H147V262H145ZM153 263H152V264H153ZM157 263H158V262H157ZM170 263H169V264H170ZM205 263H206V262H205ZM213 263H214V261H213ZM213 263H212V264H213ZM219 263H215V264H219ZM116 264H119V263L117 262ZM143 264H144V263H143ZM149 264H151V263H149ZM155 264H156V263H155ZM158 264H160V263H158ZM163 264H168V263H163ZM178 264H179V263H178ZM210 264H211V263H210ZM220 264H222V262H221Z\"/></svg>",
	"mask_w": 264,
	"mask_h": 264
}]
</instances>
